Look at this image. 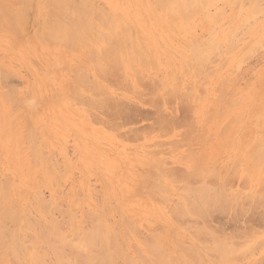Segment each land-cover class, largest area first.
I'll use <instances>...</instances> for the list:
<instances>
[{"label":"rangeland","instance_id":"1","mask_svg":"<svg viewBox=\"0 0 264 264\" xmlns=\"http://www.w3.org/2000/svg\"><path fill=\"white\" fill-rule=\"evenodd\" d=\"M3 1L4 0H2V2ZM6 1L9 2V0H6ZM10 1H12V0H10ZM52 1L53 0H50V3H49L48 0H31V1L29 0V2L27 1L28 2L27 3L24 0V2L27 3V6H26L25 5L26 3L24 4V2H22V0H21V3H20V0H18L19 5L21 6V5L24 4L26 7L25 6H22V7H25V8H21L18 4H16L17 0L15 2L12 1V3H13L12 5H15V7L14 6L13 7L17 10L15 14L13 12V10H15V9L12 6H9V3L6 2L8 4V7H9V8L7 7L8 14H9V10H11L12 13L10 11V14H9L8 17H6V14L3 15L7 19L5 17L4 18L6 20H9L10 19V15L14 14L13 15L14 19L11 16V19H10L11 21H9V22L7 21L8 23L5 22L6 20H4V18H2L3 16L1 15L2 12H4V10H6V9H4V7H6V6H2V5H4V3L0 4V6H1L0 7L1 8L0 11H2V7L4 9L1 12V14H0L1 15L0 18H2L0 20V96L3 99L6 98V101H4V102L7 103V105L5 103H3L2 102V98L0 97V180H1L0 181V187H3V189H5L4 188V186H5L6 189H8L7 194L1 188L2 191H4V193L7 195V197L9 199H11V200H13V202L17 203V208L22 210V214H24V212H25L24 215L26 216V213H28V215H31L30 219L33 216L34 220H35V216L36 215L37 216H44L45 214H47V213L43 214L44 211L46 212V209H44V211L42 209L43 212L41 213V211H40L41 209L40 208H42V207L39 206V203H37V205H35L34 201H36V200L39 201L40 198H42V200H43V198H45V201H48V203H49V200H50V203L52 202L51 203L52 205L51 204H47L49 206L48 208H51V206L53 208H55L56 205H59L58 207H60V208L57 207L59 211L57 209L54 210L52 208V210H53L52 211L53 220L56 217L55 221L57 219L58 222H60L59 223V227H60V224L62 226L60 228V231L63 230V228L64 229L67 228V226L65 227L66 224L69 225V228H68L69 230L66 229V231H63L64 233H67V234L70 233L69 235L73 236V234H71L72 233L71 231L73 229H75L77 231L76 233L74 232L75 234H77V236H75V237H72V236L67 237L68 238L67 241H69V242H71V240L73 238L75 240H77L76 244H77L78 241H80L82 239V237L80 236L82 234L80 233L79 228L81 229V227L82 228L85 227L86 231H87L88 228H89L88 227L89 224L91 226H93L94 224L96 225L97 222H95V221L101 219L102 220V221L100 220L101 221V225H102V222H103V224H105L104 227L102 225L103 229L106 228V229H104L105 230V234H107V235L110 234L109 236L110 237L112 236V238H113V241L115 243L114 247L116 249V256L118 254V256L120 258V260H119V258L118 259L116 258L117 260L120 261V262L118 261L119 264H127V263L131 264L132 261H134L135 264H137V263H140L141 258H143V257H147V258L150 257L151 260L150 259L146 260L144 258L145 261L148 264L149 263L150 264H154V263L159 264V262H158L159 260L157 258H155V256L157 255L156 253H155V255H152L154 253L152 251H150L151 249L149 250L151 252V254L149 252L145 253V251H144L145 248H146L145 250H148L147 248H150L148 246H151V244L147 246V243H150V242L153 243V242H155V240H156V242L158 241L159 245L161 246V248L159 247V249L167 251L170 255H173L174 251H175V254L177 253V250H176V247L178 245L177 243H180L182 246L184 245V246H190V247H192V246L196 247L197 246V247L202 248V247H206L207 246V252L209 251L211 256H209V258H208L206 252H204L205 254L203 253L204 256L201 254V256L203 258L206 257V259L208 260V263L207 262H205V263H207V264H213V262L216 263V264L217 263H220V264L226 263V262L222 263L221 262L222 260L221 261L220 260H216L217 258L212 256V253L213 254L214 253L218 254V252H215V250H213L212 248L211 249L213 251L208 249V246L211 245V243H210L211 240H210V238L209 239H206V238L209 237V236L211 237V235L217 230V229H215L217 227H222V228H218L222 236H224L227 233V236H229V238H230V239L225 240L224 237H223L222 241L224 240V242H227L228 240H230V242H231V241H233V240H231V238L233 239V236L235 237V235L231 236V233H229V231L230 232L232 231V234L234 232L236 234V232L239 231V229H240V231H242L245 228L250 227L252 229L249 230V228H247L248 230L247 231L245 230L249 234L251 232V230L254 231L253 229L258 230V231H256V230L255 231L260 236L255 234L256 236L252 237V235L255 233V231H254L250 238H247V237H244L243 239L241 238L240 235L245 234L246 233L245 231H243V233L240 232V231H239L240 233L239 232L237 233V235L239 234L238 236H240L241 240H239V238H237V235H236V237H235V238H237V239H235L236 242H233V243L234 244L237 243V245H233V246L235 248L238 246V242L237 241H239L240 247H241V244L243 243L242 244L243 248L239 247L240 250H238V252H237L238 255H239V253H241V252L242 253L240 254V256H238L237 253H234L237 256L235 257V255H233L234 259L228 261V262H230L228 264H232V262H233V264H252V263L253 264H255V263L258 264L257 262H258L259 259H256L257 262L254 261V260H255V258H259V256L262 259V260L260 259V261H259L260 263L259 264H264L263 263L264 262V242H262V244L260 242L261 240L264 241V231H263L264 230L263 229L264 228V221H263V219H264V211H263V209H264L263 208L264 207V195L263 194H262L263 196H261L260 194L257 195V193L259 191L261 193V190H264V186H262L264 184H262L263 182H261L262 180H264L263 179L264 178V169L262 170V168H264V165L262 166V164H264V161H262V160H264V159H261V161L259 160L260 162L256 161V162L259 163V165L257 163V165H256L257 168H256V167H254L255 164H256V162H254V161L256 159L255 160L252 159V156H251V158H250V156L247 157L248 155L251 154V152L248 154L247 150L253 149L252 151H255V150L258 149L260 143H262V144L264 143V139H263L264 138V131H262V129L264 130V126H263L264 125V111H262V110H264V103H263L264 102V97H263V101H262V96H264V93H263L264 91H262V88L264 90V86H262V85L264 83H261V81L264 82V75H263L264 74V41H263V38H264V0H254L253 2H251L252 0L251 1L248 0V2H247V0L246 1L245 0L244 1L243 0H239V1H236V0H193L194 3H193L192 0L191 1L189 0L190 2H188L186 0H180L179 2L177 1L178 5H177V3H176V5L178 7L182 3L181 5L184 7L183 8L184 12H182L183 10H181L180 8H178V10H177V6H173L176 0L175 1L174 0H168L169 1L168 4H170L169 6H171L172 10L173 9L175 10L176 14H177V11H178V14H180V15L183 14L182 16L177 14V16H176L177 19L174 18V17H171L172 14L168 13V12L171 11V8H168V6H167L168 4L163 3V2H167L166 0H163V2H161L162 0H160L159 2H158V0H119V1H117V0H93V1L90 0L89 1L88 0L89 2H92V4L90 3V5H91L90 7L91 8L93 7L91 9V12H90L89 5L87 6V9L89 8L87 10V12L89 11L88 13L91 16V17L89 16L91 20L89 18H88V20H90V22L92 21L93 23L92 22L90 23L87 20V18L84 16L83 13H81V14L86 19V21L88 23H90V26L91 27L93 26L92 28H94V27L97 28V31H96L97 33L99 32L98 30L105 31V32H99L98 34L96 33L98 35V38H99V41L96 40L97 41L96 43H94V41L88 36L87 43H89L90 46L93 47V49H100L103 46L101 44L102 40L105 41V44H107L105 39H107V37H111V35H113L112 33H110L112 31H113V33L115 35V39H116V35H117L116 30L118 32L119 29L121 27H123L124 25H126L125 26L126 29L129 28L128 29L129 31L128 30L127 31L124 30L125 29L124 27H123V30H122V28L120 29L119 33L123 37V41L126 40L128 37H130L131 34H132V37H133V38L130 37L131 39L128 38V40L130 39L129 41L126 40L125 43L122 41V42H120L121 44H119L120 45L119 50L120 51L123 50L122 52L124 53V54L121 55L122 52L120 53V51H118L119 52V61L118 62L120 64L118 63L119 65H116V66H118V67L121 66L122 67V68L120 67L121 68L119 70L120 72L117 70L118 68H116V66L114 68H112L107 63L108 65L106 66V68L107 67L108 68L107 69L105 68L106 69V73H104L105 71L104 72L101 71L100 74L97 71H95L96 66L94 67V64H92V63H95L94 60L90 61V59H92L91 57H89L90 55L88 56L90 59L86 56V53L89 54V52H88L89 48H88V50L87 49L86 50L82 49L84 47V44L77 43L76 45H80V46H78L77 48L74 47V49H73V45L74 44L73 45L71 44L72 45V50H70L71 49V48H69L70 46H67L69 48V50H70V51L68 50L67 55H66V52H65L67 48L64 49L63 48L64 45H62L66 41L61 40V38H60V40L56 39V43L58 42L60 48L58 47V44H52L53 42H55L54 37L50 36L52 38L51 39L48 36L50 34L47 35L45 33V31L47 32L49 30V28H51L50 26H53V24L55 25L57 22H59V24L62 25V22H64L65 19H66L62 15L63 14H67L68 15V13L66 11H62V12L59 11V12L62 13V15H60L57 12V9H58L57 5L59 3H61V2H64L65 0H62V1L55 0V1H53L54 3H51ZM56 1H58L59 3H56ZM66 1H67V3L68 2H72V0H66ZM74 1L75 0H73V2ZM78 1H80V2H77V1H76L77 3L74 2V5H73L74 7H77V6L79 7V4L81 6V4L83 3L82 1H84V0H78ZM256 1H257V3H256ZM42 2H43V4H42ZM46 2H48L49 4L46 3ZM94 2L97 5L99 4L101 6V8L104 9L105 12H108L109 16H107L108 13L102 14L104 12V11L101 12L102 10L100 11L101 13L99 12L100 14H97L98 11H96L97 13L96 12H92L95 9H98L97 6L96 7L94 6V4H93ZM171 2H172V4H171ZM202 2H204L205 4L203 5ZM241 2H244V5ZM246 2H247V4L249 2H251L250 6L247 5ZM6 3H5V5H6ZM155 3H156V5H155ZM195 3L197 4V6H196ZM254 3H256L258 5V6L255 5L256 6V8L254 9V12L256 11L255 15H253L254 14L253 12H252L253 14L251 13L252 7L253 8L255 7V6H253ZM10 4H11V2H10ZM47 4L48 5L51 4V5L48 6ZM85 4L87 5L89 3H85ZM184 4L187 5V6H185ZM165 5H166V7H165ZM17 6H19V9H17L18 8ZM156 6H160L161 8L156 9L157 8ZM192 6H193L192 10L188 11V9L186 7L191 8ZM242 6L244 7L243 9H242ZM10 7H12V8H10ZM45 7H46V9H45ZM49 7H50V10H54V12H53L54 13V17H53V14L51 16L50 15L48 16V13L51 14V12H52L50 10H49V12H47L48 11L47 9H49ZM131 7H132V9H131ZM201 7H202V9H201ZM82 9H84L83 10V12H84L86 10L85 6H84V8L82 7ZM20 10H22V12H21L22 16H23V11L24 10L26 11V12H24L25 14H27V13L29 14V16H28L29 19L27 18V21H28L27 22V24H28L27 27L30 28L29 30L25 26V25H27L26 22L20 20V22H25L24 23L25 27L23 26V29L26 28V32H24V34H18V33H16L17 31L16 32H12L13 29H14V25L15 24L16 25L19 24V21H18L19 19L17 20V18H15V15L17 17L21 16L20 15ZM72 10L73 9L68 10V11H70L72 13V15H75L76 13H78V12L80 13L81 12V11L76 10L78 12L74 13V12H72ZM98 10H100V9H98ZM163 10H164V12H163ZM186 10H187V12H186ZM6 12H7V10L5 11V13ZM63 12H66V13H63ZM171 12H173V11H171ZM190 12L192 14H190ZM94 13H96V14H94ZM166 13L169 16L166 15ZM175 13H173V16L176 15ZM25 14H24V16H26ZM85 14H86V16L88 15L86 13V11H85ZM113 14L114 15L116 14L115 16L117 18ZM249 14H252V15H250V17L252 16L250 18L251 21L249 19L247 20V18L249 17L248 16ZM67 15H64V16L67 17ZM93 15H95L97 17L98 21H100L99 18L104 17L103 19H104V21H106V24H104L105 22L102 23V24L104 26L106 25L105 27H108L107 25H109V23L107 24V22L110 20V19L108 20V17H110V15H111L112 16V18H111L112 20H110V22L115 20V22L113 24L112 23L110 24L111 27L109 26L110 29L112 28V31H110L109 28H108V30L105 29L102 24H101L102 27H99L98 25L100 23L98 22V24H97V22L95 21L96 19L94 18L95 16L93 17ZM60 16H62L63 19H62V17L60 18ZM179 16L183 17V20ZM68 17H70V16L68 15ZM185 17H187V18L185 19ZM45 18H46V20L49 19L48 20L49 22L47 23V25L49 27H47V25L45 24L46 23ZM51 18H52V20H51ZM93 18H94V20H93ZM15 19H16V23H12V21L15 22ZM61 19H62V21H61ZM103 19H101V21ZM244 19H246L245 21H247V22H245ZM54 21H55V23H53ZM66 21H68V19H66ZM242 21H244L245 23L242 22ZM2 22L5 25H7V26L8 25H12L11 28H13V29L10 30L12 33H10V31L8 29L10 27L7 28V26H6V28H5V25H3ZM118 22H120V23L122 22L121 26H120V23H118ZM241 22H242V26L239 25V24H241ZM51 23H52V25H49ZM16 25H15V27L18 28V30H20L21 27H22V23H21V25L19 24L18 27ZM45 25H46V27H44ZM112 25L114 27H112ZM238 25H239V28H238ZM252 25H253V27H252ZM231 26L234 27V28H232ZM38 27L40 28L39 32H38ZM118 27H120V28H118ZM2 29H3V31H2ZM44 29H45V31H44ZM177 29H178V31H177ZM42 30L44 31V34L47 35V37L44 36ZM92 30H94V29H92ZM185 30H188V31H185ZM248 30H251V31H248ZM35 31L38 32L39 34H41V31H42L43 35L39 36V34H35L34 33ZM60 31H63V30L61 29ZM137 31H138V33H137ZM179 31H181V32H179ZM183 31H185L184 34H183ZM232 31L235 32V33H233ZM21 32L23 33V30H20L19 33H21ZM14 33H16V34H14ZM100 33H101V36H100ZM105 33L106 34L110 33V34L106 37ZM228 33L230 35L231 40H232V38L234 39L233 41H230L229 38H226V35H228ZM124 34H125V36L127 38L124 37ZM186 34H187V37H186ZM57 35L58 34H56V32H55L54 36L56 37ZM171 35H173L175 37L178 36V37L175 38V37H173ZM23 36H24L25 39L27 38L26 41H25V39H23ZM102 36L105 37V38H102ZM137 36L140 39H138ZM146 36L149 37V38H147ZM10 37H12L11 40H10ZM31 37H32V39H31ZM113 37H111V38H113ZM163 37H165V38H163ZM184 37H185V39H184ZM13 38H14V40H13ZM15 38L18 39V43H21L20 46H18V43L15 41L16 40ZM37 38L41 39L40 41H42L43 39H45L46 41L45 42L44 41L40 42ZM111 38H109V39H111ZM118 38H117V40H118ZM187 38H188V41L186 40ZM212 38H214V39H212ZM225 39H227V42L230 41V43L226 44L225 43L226 42ZM190 40H191V42H189ZM201 40L204 41V42L207 41V40H209L208 42L211 41L209 43L210 44L209 47L212 50H210L209 47H208V49L210 50V52H209V50H207V46L208 45L205 46L206 42L205 43L203 42L204 46L201 45V47H200L198 45L200 47V49L202 47L204 48V50L202 48L203 55H205L204 54L205 49H206V51L208 53H210V54H208L206 52V54L209 55L210 58L208 56H205V57H207V59L205 58V61H206V63H208L207 64L208 66L205 63L204 64L205 67L203 69V67L201 66L203 64H199L198 65V67H200V66L202 67V68L197 69V70H201V73H200V71L196 70V64H194V63L199 61L198 59L200 57L199 55H201V52H200L201 50L199 51L200 54L198 55V53L197 54L195 53L197 50L195 51V49H194L195 52L193 51V54L195 53L196 55H198V59H197V61H194V63H193V60H195V59H191V58L189 59L190 55L191 56L193 55L192 53L189 52L190 49H191V47H189V44H192V43L194 45L196 44L195 46L192 44V46H194V48H195V47H197L196 41L197 42H201ZM216 40H217V42H215ZM11 41H13V42H11ZM91 41H93V42H91ZM103 41H102V43L104 44ZM118 41H121V39L118 40ZM164 41L167 43V45H166V43ZM14 42L17 43V44H14ZM22 42H23V44H22ZM47 42L50 43V44L47 45ZM133 42H135V45H134L135 46V50L137 49L138 51H142V50L145 49V51L148 53L147 55L149 56L150 60L151 61L154 60L153 61L154 63L150 62L149 59L146 62L145 61L140 62V60H146L147 59L146 58L147 55H146L145 51L144 52L143 51L139 52L142 55V59L138 60L139 53H138L137 50L134 51L135 53H131V54H133L132 58H133V61H134V62H132V59L130 60L131 55L129 54V56H128V54H127V56H128L127 57L126 53H128V51H130V52L132 51L133 52L134 46L131 45V44H133ZM219 42L222 44L221 45L222 47H220V48L218 47V45L220 46ZM232 42H234V43L236 42L235 44H237V43L238 44L237 45H234V44L232 45ZM128 43H129V48L126 49L125 46H127ZM139 43L140 44L142 43V46H143L142 49H141V46L139 45ZM2 44H4V45H2ZM34 44L38 45V46H35ZM89 44H86V46L88 47ZM98 44H100V45L98 46ZM211 44L215 45V46H212L214 48L211 47ZM243 44L245 45L244 48L242 47ZM22 45H24V46H22ZM65 45H67V42L65 43ZM68 45H70V44L68 43ZM168 45H169L170 49H168V47H167ZM216 45H217V48H219L218 50L216 49ZM227 45L231 46V47L234 46V47H232V49L230 47V51H228L227 48H229V47H227ZM18 47L20 49H18ZM171 47H172L173 51L171 50ZM199 47H198V50H199ZM239 47H242L243 49L238 50ZM33 48H35V49H33ZM131 48H133V50H131ZM192 50H193V47H192ZM84 51H87V52L84 53ZM149 51L151 52L150 53L151 55H149ZM171 52H172V54H171ZM143 53H145L144 56H143ZM68 54H69V56H68ZM12 55H14L16 58H14V56H12ZM124 55H125V57H124ZM145 55H146V57H145ZM174 55H177V56H174ZM28 56H30V57H28ZM80 56H82V57H80ZM84 56H85V58H84ZM134 57H136L137 61H136V59H134ZM144 57H145V59H143ZM201 57H204V56H201ZM225 57H228V58L224 61ZM17 58H19V60ZM127 58L129 59L128 61H127ZM140 58H141V56H140ZM193 58H194V56H193ZM208 58L210 59V62H207L209 60ZM20 59L22 61L24 60L23 61L24 63L21 62ZM123 60H125L126 62L123 61ZM66 61H68V62H66ZM78 61H80L82 63H80ZM138 61L140 63H143L141 66L142 67L145 66V68H147L148 72H145L146 69L144 67L141 68V66L137 65V64H140ZM168 61H169V63H168ZM86 62H87V65L85 64ZM135 62H138V63H135ZM144 62L146 64L148 62L149 65H145ZM201 62H203V61L201 60ZM150 63L154 64L153 66H155L156 68L150 70V67H152L151 66L152 64H150ZM189 63L192 66H194V67L191 68L190 67L191 65L188 66ZM54 64H56V65H54ZM64 64H67V68L66 69L60 68ZM50 65H51V67H50ZM80 65H82L84 68H82V66H80ZM104 65H106V64H104ZM48 66H49V68H47ZM52 66H53V68H52ZM69 66H70V68H68ZM218 66L220 67L219 70H218ZM71 67L74 68V69L72 70ZM76 67L80 68V70L77 69V72H73V71H75ZM183 67L184 68L186 67L185 70L187 72L183 70L184 69ZM188 67H190L191 69L188 68ZM229 67H230V70L232 71V72L230 71L231 73L229 72ZM63 68H65V66H63ZM133 68L135 69V73H133L134 71H132ZM205 68L207 69V71H206ZM231 68H233L234 70L231 69ZM47 69H48L49 73H47ZM70 69L72 71H69ZM51 70H52V73H51ZM81 70L82 71L83 70H85V71L88 70L87 73L88 72L90 73V74L88 73L89 75L87 74L88 75L87 76L85 71L83 72V74L85 73V75L82 74L84 80H86V78L90 80V78H91V80L93 79L92 80L93 82L94 81H98L100 84H102V86L101 85L100 86L102 88H104V86H105L106 89L100 88L99 84L97 82H94L97 85V87L94 84L93 89L94 88H95V90H97L96 88H98V89L100 88L101 89V91L97 90V91H99V94H95L94 92H91L92 90L87 91V89H86L87 87L86 86H88L91 83L90 82L91 80L87 81V82H90L87 85L86 81H84V82L82 81L83 78L81 79L82 82L78 78L79 79L78 83H83V86L86 85L85 86L86 87L85 90H84V88L82 87L81 84H80L81 85V87H80V85H78V83H77V81H78L76 79L77 77L76 76L72 77V75H74V74L76 75V73H78ZM112 70H113V72L115 71L114 72L115 75H113ZM188 70H189V72H188ZM195 70H196V73H195V76H193V74H194L193 71H195ZM53 71H55L56 73L53 72ZM65 71H66V73H65ZM141 71L144 72L143 75H142L143 72L140 73ZM4 72H6V73H4ZM94 72L98 73L99 76L94 74ZM136 72H138V73H136ZM182 72H185L187 74L185 75ZM191 72H193V74ZM205 72H207V73H205ZM45 73H47V74L45 75ZM102 73H103V75H102ZM190 73L192 75H190ZM198 73H200V74H198ZM4 74L6 76H4ZM134 74H137L139 76H137V75H136L137 77L133 76ZM203 74H205V76H203ZM206 74L210 75L209 77H207V79L205 78L207 76ZM56 75H58V76L56 77ZM100 75H101L100 79H102V80L97 78V76L100 77ZM40 76H42V77H40ZM225 76H226L227 80L229 78V81H227V80L225 81L226 83L224 82V80H222V79H225ZM102 77H104V78H102ZM108 77H110L111 79L108 78ZM114 77H116L115 79H118V80L115 81ZM141 77H143V78H141ZM231 77L233 79H231ZM71 78H72V80H71ZM203 78H204L205 81L202 80ZM35 79H36V81H35ZM73 79L77 80V81H75L76 83L72 82ZM112 79H114V80H112ZM119 79H121V80H119ZM145 79L146 80L149 79V80H147L148 82L145 81ZM258 79H259V81H258ZM110 80L113 81V82H109ZM135 80H137V81H135ZM218 80H219V83H218ZM45 81H47V82H45ZM220 81H223L226 85H224L223 82H220ZM68 82L71 83L70 84V85H72L71 87H70ZM73 83H75V85ZM124 83H126V84H124ZM139 83H141V84H139ZM227 83H229V85ZM118 84H121V85H118ZM128 84L131 85V86H128ZM160 84H161V86H160ZM76 85L79 88L76 87ZM230 85H231V87H230ZM123 86L126 89H124ZM67 87H68V89H67ZM212 87H214V88H212ZM257 87L258 88L261 87L260 90ZM71 88H72V90H71ZM74 88L76 90H74ZM89 88H92V87L89 86ZM143 88H144V90H142ZM172 88H174V93L171 92V94H170L169 93L170 90L168 91L167 89H171V91H173ZM220 88L224 89L225 92H224V90H222ZM8 89L10 90V92L8 91ZM128 89H129L130 92L127 91ZM135 89H136L137 92L133 91ZM175 89L177 91H175ZM95 90H93V91H95ZM165 90H166V92H165ZM71 91L77 92L79 94L78 97H80V98H82L81 96H83L82 100H85V98H87V102H89V103L86 104V102L84 103V101H82L83 104H84L83 105L82 102L80 101L81 99L80 98H79V100L77 99L78 98L77 94L71 93ZM218 91L219 92H223L224 96L222 95V96L217 97L218 94L221 95V93H219ZM250 91H251V93H250ZM69 92L71 94H69ZM106 92H108V93H106ZM252 92L253 93L255 92L254 93L255 95ZM10 93H11V95L13 94L12 96L14 98L12 96H10ZM160 93L163 94V95L161 96ZM3 94H4V96H2ZM52 94H53V96H52ZM59 94H61L60 97H62V98L64 96V98H63L64 102L59 97L60 99L58 98V100L60 102L61 101L62 102L59 103V105H58V104H56V102L58 103L59 101L57 99L55 100V98ZM81 94H83V95H81ZM238 94L240 95V97H239ZM84 95H86V96H84ZM104 95H105V97H104ZM188 95H189V97L191 99L188 97ZM228 95H229V97H228ZM258 96H260V97L258 98ZM20 97H21V99H20ZM48 97L50 98V100H49ZM171 97H172V99H171ZM173 97H174V99H173ZM181 97H182V100H184V101L181 100ZM199 97H201V98H199ZM249 97H251V98H249ZM89 98H92V99L94 98L95 101H92V99L89 100ZM219 98L222 100V102H218L216 100V99H219ZM226 98L227 99L231 98V100H228V101H232V98H234L235 100L237 99L238 101H240V103H238V105H236V106H235V104H234V106L232 105V103H234V102H231V103L228 102V104H227L226 103L227 102ZM241 98H243V99H241ZM96 99H98L97 101H101V102H99L100 103L99 107H98V103H97V105L95 104ZM164 99L166 100V102H165ZM220 99H219V101H221ZM54 100L56 102H54V107H53L54 110H53L51 108L53 106V101ZM211 100H212V102H211ZM256 100H258V101H256ZM13 101H15V103ZM90 101L94 105H96V107L94 106V107L91 108V106H89V105L93 106V104H90ZM185 101H187V103H185ZM44 102H48V103H44ZM50 102H52V104H50ZM102 102H104V103H102ZM8 103H10V104H8ZM12 103L13 104H17L16 105L17 108L14 107V105ZM43 103H44V105H43ZM63 103H65V104H63ZM105 103H107V104H105ZM218 103H219V105H218ZM224 103H226L227 105L226 104L224 106L220 105V104L223 105ZM229 103H230V105H232V107L229 105ZM248 103H249V105H248ZM39 104H40L41 107H38ZM45 104H48V105H45ZM49 104H50L51 108H50ZM67 104H69V105H67ZM111 104H112V106H111ZM18 105L20 106V108H19ZM42 105H43V107H46L45 110L42 107ZM64 105H66V106H64ZM21 106L24 107V111H22L23 108H21ZM30 106H32V107H30ZM109 106H110V108H109ZM255 106H257L259 108H256ZM209 107H211V108H213L215 110H213L211 108L209 109ZM220 107H222V108H220ZM230 107L231 108L234 107V108L230 111ZM245 107H248V109L247 108L244 109ZM252 107L254 109H252ZM95 108H97V109H95ZM7 109H8V111H7ZM222 109H225V110H222ZM255 109L256 110L258 109V110L256 111ZM75 110H78V111H75ZM208 110H210V111H208ZM246 110H247V112H246ZM254 110H255V113H254V115H253L254 117H253L252 114H253ZM259 110L261 111V113H260ZM54 111H56L57 113L56 112L54 113ZM212 111H213L212 114H214V116L211 114V117L209 116L208 120H205V118L208 116V113L209 112L211 113ZM217 111H218V113H217ZM221 111H222V114H221ZM20 112H21V114H18ZM34 112H35V115H34ZM44 112H45V114H44ZM204 112L205 113L207 112V114H205ZM257 112H259L260 114L257 113ZM24 113L26 114L25 116H27V118H25V119L26 120L28 119V121H29L27 123V121L25 120L27 125L28 124L32 125V126L28 125L29 128L26 127V128H28L30 130V132H27L28 129L27 130H25L26 128L24 129V127L26 126L25 125L26 123L23 124L24 123V117H25ZM31 113H33V114L31 115ZM8 114H10V115H8ZM50 114H52V115H50ZM79 114H81V115H79ZM90 114H91V116H90ZM93 114H95V115H93ZM236 114H237V116H236ZM256 114H257V116H256ZM15 115H17V116H15ZM20 115H21V117H20ZM49 115H50L51 118L49 117ZM217 115H218L219 119H217ZM8 116H9V118H8ZM29 116H30L31 119L29 118ZM32 116H33V118H32ZM234 116H236L237 119H238V120L236 119L237 121L235 120L236 122L233 119V118H235ZM247 116H248V119L249 118L250 119L253 118V119L252 120H248ZM14 117H18V118L14 119ZM57 117H59L62 120H60ZM91 117H94V118H91ZM229 117L231 119H233L231 121V124H229L230 123L229 120H231V119H229ZM244 117L246 118V120H244L245 119ZM20 118H22L23 121H21ZM110 118H112V119H110ZM11 119H14L13 120L14 123L11 121ZM16 119H17V121H16ZM66 119H68V120H66ZM216 119H217V121H216ZM256 119L257 120L259 119L258 120L259 122H257ZM19 120L21 122H19ZM227 120H228V123L226 122ZM10 121L12 122V124H10ZM15 121L17 123H15ZM55 121H57L56 122L57 125L55 124ZM206 121H209V122H206ZM20 123H22L23 126ZM62 123H63V125H62ZM173 123H175V124H173ZM187 123H190V124H187ZM204 123L206 125H204ZM225 123L228 124V125L226 126ZM232 123H233V125H232ZM243 123H244V125H243ZM208 124H209V126H208ZM7 125H8V127H7ZM108 125H109V127H108ZM44 126H46V127L48 126V127L46 128ZM224 126H226L225 130L227 129V127H230V129L234 128V131H232L233 134L230 133L231 132L230 129H227L228 132L227 131L225 132V137H224V133H223V135H221L222 131L224 130L221 127H224ZM42 127H43V129H42ZM56 127H58V128H56ZM71 128H73L74 130L73 129L71 130ZM197 128H198V130L200 129L199 132H198ZM202 128L203 129L205 128V130H201ZM220 128L222 130H219ZM56 129H60L61 131L60 130H56ZM187 129H189V130H187ZM235 129H237V130L235 131ZM242 129H243V131H242ZM248 129H249V132H248ZM24 130H25V132H27L26 134L29 135L30 141H28L29 140L28 138L25 139L24 136L22 135V134L26 135ZM42 130H45V131L43 132ZM12 131H13V133H12ZM202 131H206V132H202ZM62 132H64V133H62ZM217 132H219V133L221 132V133L218 134ZM244 132H246V133L248 132L247 135ZM29 133L31 134V136H30ZM250 133H252V134L250 135ZM34 134H35L36 138H35ZM57 134L59 135L58 138H57ZM215 134H217V135H215ZM229 134H231L230 135L231 136L230 140L228 138H226V136L228 137ZM49 135H50L51 138H53L54 140L56 139V140L54 141L52 139L53 141L51 142V139H50ZM33 136H34L35 139H37V137H38L39 138L38 141L37 140L36 141L33 140V142H32L31 138ZM209 136L212 137V138H210V139H212L210 141H209ZM234 136H235V138H233ZM245 136H249V137L245 138ZM11 137H13V141H11V139H12ZM219 137L221 138L220 139L221 141H222V139L225 140V138L229 140L228 142L226 140L227 143L225 142V144H226L225 147L226 148L223 147L221 150H219V149L221 148V145L223 146L224 141H222L223 144L220 145V143H219L220 141L218 139ZM34 138H32V139H34ZM190 138L195 139V142H197V139L199 141H201V140H205V139L207 140V138H208V142L204 141L203 143H205V144H202L201 143L202 141H201L200 144H199V141H198L197 142L198 145H197L195 142L191 143L189 141ZM24 139L28 143H26ZM46 139H48L50 144L48 143V141ZM234 139H235V141H234ZM241 139H242V141H243V139L245 140V141H243L245 144L242 143ZM257 139H259V143L257 142L258 143L257 144L258 147L256 149L252 148L254 145H255V147L257 146L255 144ZM177 140L178 141L181 140V141L178 142ZM238 141H240V144H238L239 143ZM247 141H248V143H247ZM19 142L21 144H19ZM34 142H35V148H31L30 146H32L34 144ZM172 142H175L176 144L172 143ZM158 143L160 144V146H159ZM6 144H8V145H6ZM25 144L27 145V147H26ZM262 144H261V146L263 147L264 144L263 145ZM23 145H24L25 148L23 147ZM28 145H30V146H28ZM205 146H207V147H205ZM242 146H243V148H242ZM261 146H260V148H262ZM11 147H13V148H11ZM32 147H34V146H32ZM171 147H172V149H171ZM191 147L193 148L194 152H197V153H195L194 156L195 157H197V155H198V157L200 156L198 159H200V158L201 159H206V158L209 159L210 158L212 160L214 158L213 156H217V158L213 159V161H211V162L209 161V162L206 163L205 160L204 161L202 160L203 162H205L204 163V167H207L206 170H205L204 167L200 166V167L204 168V170H202L198 166L199 169L202 170L201 173L203 175L205 174L206 176H209L210 173L212 174L214 168H215V170H217L216 174H215L216 176H214L212 178V175H214V174H212V175L210 174V176L207 177V182L209 184L208 185L209 186V190L208 191H211V190L213 191L216 188V191H214V192L218 193V191H219L218 188H221V187L223 188L224 186H226L227 189H223V190L221 189V190L222 191H224V190L227 191L228 194L232 192L231 195L227 194L229 197H232V199L229 200L230 201L229 203H230L231 207H230V205H228V201H227V206L225 205L229 210H227V208H225L224 206H221L219 208L217 207V210H216V208L215 209L212 208L213 211L210 210L208 212L209 215L208 214H207L208 216L206 215L208 217L207 218L208 220H205L206 217L204 219V216H203L204 221L208 222L207 224L204 222L205 223V224L203 223L204 225L203 224L201 225L202 217H201V219H199V221H197V219L199 218V215H197V216L194 215V214L189 215L191 213H187V214H184V215L180 216V218H178L177 214L175 213L176 207L180 203H182L180 205L183 206V208H187L186 204L188 202H186L185 198L186 197L188 198L190 195L187 196L186 194H188L187 192L190 193V191H189L190 187L191 188H192V186H196L197 187L196 184H198L197 182L196 183L194 182V180H195L194 178H196V179L198 178L197 174L195 175L196 177H194V174H191L193 176V177L191 176L192 177L191 179L193 180L194 184H192V182L187 181L190 178L188 179L187 177H185V174H184V173H186V176H187V172H184V171L192 169V167H191L192 165L190 166V164L193 163L192 160H194V158H195L193 155H188L189 157L187 156V154L189 152H191L193 154V152L191 151V149H192ZM203 147H205V150L207 152L204 150ZM231 147H232V150H231ZM237 147H239V148H237ZM36 148H37V151L35 150ZM187 148H188V150H187ZM196 148H199V150H196ZM214 148L216 150H214ZM227 148H229V149H227ZM29 149H32L31 151L33 153H31V154L34 155V153H35V154H38V155L37 156L36 155L27 156L28 154H30V152H29L30 150ZM202 149H203V151L200 152V150H202ZM118 150H120L119 152H121V153H119ZM169 150L171 152H169ZM185 150L189 151V152L188 153L186 152L187 153L186 154ZM228 150H229V152H228ZM8 151H9V153H7ZM11 151H13L12 152L13 155H12ZM40 151L43 152V153H41ZM85 151L87 153H85ZM191 153H189V154H191ZM5 154H6V156H5ZM87 154H88V156H86ZM214 154H216V155H214ZM42 155H44V156H42ZM10 157H11L12 160L10 159ZM26 157H30V158L38 157V161H37L38 164H37V162L34 159V163L36 162V164L33 163V165H32V162L29 161L30 158H26ZM46 157H47V159H46ZM113 157H115L116 160L115 159L111 160ZM182 157H183L184 160L182 159ZM191 157H192V159H191ZM236 157H237V160H236ZM243 157H244V159H242ZM39 158H41L40 159L41 161H39ZM42 158H43V160H42ZM175 158H177V159H175ZM6 159H7V161H6ZM158 159L162 161L164 167H163L161 162H157ZM198 159H196V160L198 161ZM14 160H16V163H18V164H16L17 165L16 167H14L15 166V161ZM155 160H157V161H155ZM233 160L235 162H233ZM10 161H11V163H10ZM190 161H191V163H190ZM216 161H219V162H216ZM251 161H252V163H251ZM5 162H8L9 164L5 163ZM188 162H189V164H188ZM194 162L196 163V161H194ZM228 162H230V163L228 164ZM253 162L255 163L254 166H253ZM232 163H233V165H232ZM155 164H157V165L155 166ZM227 164L230 166V170L234 166V168L237 169L238 172L235 174V172L237 170H235L233 168L235 171H233V174L232 173L230 174L229 173L230 171H228L229 170V166H227ZM234 164L235 165L237 164L238 168H236ZM12 165H14V166H12ZM23 165H25V166H23ZM201 165H203V163H201ZM29 166H30V170L28 171ZM44 166H46V167H44ZM226 166H227L228 170L225 169ZM231 166H232V168H231ZM22 167H24V168H22ZM158 167H161L160 170L162 168H165L166 170L162 169V171H161L162 174H163V171L165 170L164 172L167 171L166 173L167 174L169 173L172 178H170V176H169V179H167L168 177H164L161 174V172L159 170H157ZM198 167H196L195 169H197ZM219 167H220V169H219ZM39 168L40 169L42 168V169L40 170ZM255 168H256V170H255ZM44 169H45V171H44ZM48 169H50L49 174L47 173ZM171 169H172V171H171ZM210 169H211V172L208 173ZM218 169H219V171H218ZM245 169H246V171L248 173L245 171ZM36 170H38V172ZM120 170H121L122 173L126 171V175L127 176L124 173H123V175L122 174L120 175V172H119ZM223 170H224V172L227 171V173L230 174V175L226 176L227 173L225 172L224 173L225 177H224L223 174H222ZM251 170H253L252 171L253 173L250 172ZM26 171H28V172L32 171V172L31 173H27ZM50 172H52V174ZM217 172H218L219 176L217 175ZM258 172H260V173H258ZM166 173H164V175H166ZM213 173H215V172H213ZM39 174H40L41 179L43 177V179L40 182V183H43V186H42V184H39V182H38L39 179H40L39 178ZM43 174H45L44 175L45 177L43 176ZM181 174L183 176L178 177ZM234 174L237 175V176H235ZM262 174H263V177H262ZM205 175H204L203 179L200 178V180L202 179L203 182L206 179ZM244 175L246 176V179L248 181L245 178H243ZM188 176H190V175L188 174ZM221 176H223L224 179ZM250 176H252V177H250ZM173 177H175V178H173ZM226 177H229L230 179L226 178ZM33 178H37L38 181H36V179H33ZM138 178H139V181H138ZM186 178H187V180H186ZM144 179L146 181H143ZM175 179H177V180L175 181ZM183 179H185V180L182 181ZM5 180H8L10 182V184H8L9 182H7V184H6V182H4L6 185L3 184V183H2L3 185H1V182L5 181ZM32 180H35V183H33L34 181L32 182ZM170 180L172 182L174 180V182L172 183ZM197 180H199V178ZM202 180H201V182H202ZM219 180H220V182H218ZM245 180L248 183H246ZM255 180H256V182H255ZM258 180L260 181V183L262 185L259 182H257ZM223 181H224V183H223ZM137 182H138V184L139 183L140 184L138 185ZM183 182L184 183L185 182H189V183H185L184 184ZM198 182H200V181H198ZM205 182H206V180H205ZM121 183H122L123 187H122ZM143 183H145V184H143ZM152 183H153V185L154 184H158L157 187L162 184L161 186H163V187L165 186L164 190H163V188L161 190L160 187H158V191L159 190L160 191L158 192V194H156L157 192H155V191H157L156 190L157 187H156V185H154L156 188L154 186H152ZM34 184H37L38 187H37V185L35 186ZM178 184L181 185L182 188H184V186H187L189 184L188 185L189 189H184V191H183L180 188L181 186L178 187V188H180V189H178L176 187V185L179 186ZM190 184L192 186H190ZM219 184H220L221 187L218 186ZM243 184H244V186H243ZM258 185H261L262 188L260 186H258ZM34 186L37 189L39 188L38 190H40L39 193L42 195V197L35 196L36 193L35 194L33 193V194L29 195L30 194V190H31V193L34 192L35 190H37ZM138 186H139V188L142 187V189H143L144 186L145 187H144V189L142 191L141 189L138 188ZM205 186L207 188V183L205 184ZM244 187H246V188H244ZM256 187L260 188L261 190L257 191L258 189ZM137 188H138V190H137ZM165 188L169 189L172 193L169 192L168 190H165ZM154 189H155V191H154ZM14 190H16V192H14ZM38 190H37V193H38ZM140 190H141V192H140ZM185 190H187L186 194H185ZM230 190H231V192H230ZM240 190L242 191L241 193H240ZM138 191H139V194H140L139 196L140 197L138 195L134 196L136 193H138ZM149 191H150V194H152L151 196H155V197L160 198L159 194H161V196L163 195L162 197L166 198V199L161 198V200H162L161 203H163V201H164L165 206H167V204L169 203L168 204L169 208H171V206L173 207L171 209L172 210L174 209L173 211L176 214L175 220L178 218L179 221H180L181 217L182 218L184 217L183 218L184 220L183 221L181 220V222H183L184 225H181V226L178 225V224H181V222L179 223L177 220L176 221L173 220L174 217H173L172 213L168 210V207H164L163 206L164 204L162 205L159 202L158 199H157V203L156 204L159 205V206H156V205H154L155 204L154 203L155 202V200H154L155 197L152 198L153 200H151V198H149L150 194L147 197V195L142 193V192L149 193ZM161 191H163L164 193H161ZM238 191H239V193H237ZM20 192H22V193H20ZM133 192L134 193L136 192V193L134 194ZM247 192L250 193L249 197L246 196ZM39 193H38V195H39ZM225 193L226 192H224V194ZM141 194H143V196ZM236 194L239 195L238 199H237L238 201H235L236 200L235 198L237 197ZM243 194H244V196H242ZM251 194H253L252 195L253 197L251 196ZM164 195H165V197H164ZM181 195H185L184 196L185 198L183 196H182L183 197L182 198ZM235 195H236V197H235ZM259 195H260V197H259ZM32 196L33 197L35 196L36 199H35V197L33 198ZM58 196H59V198H58ZM128 196H130V197H128ZM166 196H168V197H166ZM228 196L225 198L226 200L229 199ZM254 196H257V197H254ZM125 197L126 198L128 197V199H130V198L133 199L134 198L136 200L133 199V201H132V199H130V201H128L127 199H125ZM142 197H144V198H142ZM244 197H247L248 200H245L246 198H244ZM54 198L56 199V201L54 200ZM243 198H244V200H243ZM240 199H242L243 201L240 200ZM124 200H126V201H124ZM178 200H179V202H178ZM232 200L234 202H236L238 204V206H237L236 203H235L236 204L235 205ZM258 200L260 201L259 203L256 202ZM146 201L148 203H144ZM170 201H172V202H170ZM173 202L176 204V206H175V204ZM43 203L45 205L44 208H46L47 207L46 206V202H43ZM121 203H123V205ZM149 203H150V205H148ZM54 204H56V205L54 206ZM79 204L83 205V206H79ZM95 204H97V205H95ZM118 204L121 207H118ZM145 204H146L147 207L145 206ZM170 204H171V206H170ZM28 205H29V207H31L30 205H32V207L35 206L36 210L31 207L30 210L32 209L33 211L31 210L30 213L27 212V211H29V209L27 207ZM77 205H78V207H77ZM153 205H154L155 208H153ZM180 205H178V206L180 207ZM95 206L97 208H99V209L95 208ZM244 206L247 207L246 209H244V211L246 210L245 212L243 211V207ZM110 207H112L111 211L109 209ZM150 207H152L154 209V211H152L153 209L152 208L150 209ZM48 208H47V212L49 214V210L50 209H48ZM61 208H64V210H61L62 212L60 211ZM146 208H148V209H146ZM220 208L222 209L221 214H219L220 213V211H219ZM65 209H66V211H65ZM223 209L227 210L226 211L227 213H225ZM231 209H232V211H231ZM84 210H85V212L87 214L89 212H91L93 214L91 216H93V217H91L90 214H88V215L91 218H93L95 221L93 219L91 221L90 220L91 218H89L88 215H87V217H85L84 215H86V214H84V215L82 214V212ZM98 210H100V211H98ZM147 210L148 211L151 210V211L148 212ZM237 210H238V212H236ZM259 210L261 211L260 213H259ZM34 211L36 212V215H35ZM87 211H89V212H87ZM102 211H103V213L101 215ZM118 211H120V212H118ZM167 211H169L170 213L167 212ZM248 211H249V213H248ZM250 211L255 213V214L251 213ZM64 212H65V214H64ZM106 212H108V213L106 214ZM152 212H153V214H156V215L153 216ZM157 212L161 213V215L157 214ZM232 212H233V214H232ZM239 212H240V215L238 214ZM94 213H95V215H94ZM164 213H166V214H164ZM168 213L170 215H172V218H173L172 220L170 219L171 216H169ZM241 213H243V214H241ZM48 214L46 215V217L41 218L42 222L40 223V225H44V224H42L43 222L44 223H46V222L49 223L50 222L49 220L52 219V218L50 216H48ZM72 214H73V216H72ZM257 214H260V215L258 216ZM49 215H51V213ZM54 215H56V216H54ZM67 215L70 216L71 218L69 219V217H67V218L62 219V217H66ZM123 215H124V217L126 215V218H123ZM157 215H159V216H157ZM187 215L191 216L190 218L195 217L197 219H194V218L190 219ZM231 215L232 216L234 215V218L236 220ZM95 216H99V218L97 219V217H95ZM121 216H122V218H121ZM28 217L29 216H27V218ZM48 217H49V220H48ZM127 217H131V220H132L133 223L131 222L130 218H127ZM85 218L89 219V220L86 219L87 223L84 220ZM242 218H243V221H242ZM65 219H66V221H69V223H67L65 221ZM81 219L84 220V224H83V220L81 221ZM124 219L125 220L127 219L126 222H128V220H130L129 221V224H130L129 230L132 229L135 232L136 227H138V229H137L138 231L136 230L135 233H131V231H129L128 228H127L129 224L127 225V223L125 221L123 222ZM134 219L138 220V221H136L137 224H135ZM31 220H30V222H32ZM45 220H46V222H45ZM105 220H107V221H105ZM140 220H142V221H140ZM228 220H229V222H228ZM231 220H233V221H231ZM36 221H38L37 218H36ZM64 221H65V223H64ZM70 221L71 222L73 221L72 224H71L72 226H70V223H71ZM80 221H81V224H80ZM100 221H99V223H100ZM192 221H194L193 224L191 223ZM262 221H263V223H262ZM38 222H40V221H38ZM38 222L37 223L35 222L34 224H39ZM107 222H109V223H107ZM175 222H178V223H175ZM187 222L189 223V225H185V223H187ZM195 222L197 224H199L203 228V233H205L206 231L209 232V233L207 232L209 236L208 235L206 236V235L202 234V236L204 235L203 237H206V238H202L201 239L202 242H203L204 239L206 241L209 240L210 241L209 243L204 240L208 244H206L204 242L200 243L201 241H199V239L202 236H200V238L198 240L196 239V238L199 237V235H201L200 233H202V229L197 227V229L199 228L201 230V231H198L199 229L196 230L197 232H199V235L197 237L195 235L196 234V231H195L196 227L195 226L197 225ZM245 222H246V224H244ZM119 223H120V225H118ZM124 223H126V225ZM138 223H140V224H138ZM194 223L196 224L195 226H194ZM238 223H240L241 226ZM11 224H12L11 222L7 223V225L9 227L15 228V225L12 224L14 226V227H12ZM131 224H133V225H131ZM175 225H177V226H175ZM205 225H209V226L211 225L212 227L211 226L210 227L215 229V230H213V232H210L212 230L209 231V230L206 229V228L209 229L210 227H205ZM238 225H239V227H238ZM246 225H247V227H246ZM109 226H110V228H109ZM133 226H135V227L133 228ZM182 226L185 227L184 230L188 229V228H186V226L189 227V228L191 227L190 229L193 230V232L191 230L183 231L182 230L183 228H181ZM57 227H58V225H57ZM122 227H125V231L126 232L124 231V228H122ZM174 228H175V230H174ZM235 228H236V231L234 230ZM241 228H242V230H241ZM109 229H110V232H109ZM168 229H169V231H168ZM83 230H85V229H83ZM127 231H129V232L127 233ZM194 231H195V233H194ZM248 231H250V232H248ZM82 232H84V231H82ZM116 232H117V234H119V237L116 234ZM187 232H189V233H187ZM217 232L218 231H216L214 234L218 235L219 232L218 233ZM222 232H224L225 234H223ZM61 233H62V231H61ZM190 233H192V234L194 233L193 235H195L196 237L194 236L195 237L194 238ZM210 233H212V234H210ZM220 233H219V235H220ZM127 234L129 235V237L131 239L127 237L128 236ZM134 234H136V235L134 236ZM145 234H147V235H145ZM153 234H154V237L157 236L158 239L156 237V238H154L155 240L153 238H152L153 241L150 240L151 237L153 236ZM69 235H66V236H69ZM165 236H168L167 237L168 239H166ZM245 236H247V234ZM76 237H79V238H76ZM141 237L145 241L149 239L148 241H150V242L146 241V244H145L144 240ZM29 238H31L30 235L28 236L27 239H29ZM70 238H72V239L70 240ZM138 238L143 240L142 242H144L146 247L144 246V244H142V245L140 244L141 242H140V240ZM213 238H215V237L211 238L212 241L219 239V237L217 239H213ZM27 239L25 238L24 240L26 241ZM119 239L121 241V244H120ZM246 239L248 240V242L246 241ZM249 239L253 240V241H250ZM255 239H257V240L254 241ZM124 240L126 241V243H125ZM161 240H162L163 243H161ZM72 241L75 243L74 240H72ZM105 241H107V239ZM27 242H29V241L27 240ZM27 242L24 243V241H23L24 246L27 245ZM174 242L177 245H175ZM230 242L228 241V243H230ZM255 242H256V244H255ZM257 242H258V244H257ZM158 243L157 244L155 243V245L159 246ZM29 244H30V242L28 243V247H24L23 248V249L26 248V250H24L25 252H23V253H25V255L20 250H17V252H18L17 256L21 255V257H23V258L20 259V261L23 262V264H27V261H28V264L32 263V258L29 257L30 256V254H29L30 251H29V253L27 251V249L29 248ZM125 244L128 245V246L125 247ZM131 244H134L136 246V249H138L140 252L139 251H137V253L133 252L135 247L134 248L132 247L134 245L130 246ZM162 244H164L165 249H163L164 247L162 246ZM249 244H251L252 246L249 245ZM152 245H154V244H152ZM253 245H254V248H253ZM257 245H258V248H257ZM260 245H262V246L260 247ZM64 246H66V245H64ZM67 246H69L68 248H70V245H67ZM104 246H105V248L107 247V250H110L108 248L109 247L108 245H104ZM247 246H249L248 250L249 249L250 250L249 251L246 250L247 252H245L244 249H246ZM65 248H64V251H66L68 249V248L67 249H65ZM252 249H255V251L254 250L252 251ZM70 250L72 252L74 251V250H72V248L67 250V252H65L67 256H68ZM125 250H126V252H125ZM236 250H237V248H236ZM26 251H27V253H26ZM72 252H70V253L72 254ZM123 252L125 254L128 253L129 258L130 257L132 258L131 262H129L130 260H127L126 258L123 259L125 257L124 256L125 254H123ZM9 254H11V253H9ZM9 254L4 255V256L8 257L6 260L4 258L0 259V261H1L0 263L1 264H8L12 260H13L12 261V263H13L14 262V258L15 259L16 258L19 259V257H20L19 256V257L12 258V257H9L12 254L11 255H9ZM27 254H29V255H27ZM50 254L48 252L47 256H52ZM71 254H69V255L71 256ZM175 254L173 256L179 255L178 253H177V255H175ZM244 254L248 255V256H246V258H245ZM14 255H16L15 252H14ZM128 255H127V258H128ZM214 255L216 257H218L219 254L218 255L214 254ZM27 257H28V259H27ZM212 258H214L215 261ZM9 259H11V260H9ZM71 259L73 260L74 258L69 257V259H67V261L70 260L69 262H71ZM135 259L138 260V261H135ZM209 259H211L212 262ZM251 259H252V261H251ZM46 260L45 261L48 262V263L54 262L53 261L54 260L53 256H52V259H51V257L49 259L47 257ZM48 260L49 261L51 260V261L49 262ZM152 260L154 262L151 263ZM178 260L180 261V262L178 261L179 264H186L184 262H187V264H192L191 260H189L188 257H186L185 255H181L180 258L178 257ZM183 260H184V262H183ZM233 260H235V261L237 260V261L234 263ZM6 261H8V262H6ZM18 261L19 260H17V261L15 260L14 263L15 264H22V263H20ZM69 262H67V263H69ZM12 263H9V264H12ZM97 263L98 262H96V264ZM80 264H83V263H80ZM85 264H87V263H85ZM93 264H95V263H93Z\"/></svg>","mask_w":264,"mask_h":264},{"label":"bare ground","instance_id":"2","mask_svg":"<svg viewBox=\"0 0 264 264\" xmlns=\"http://www.w3.org/2000/svg\"><path fill=\"white\" fill-rule=\"evenodd\" d=\"M12 1L15 2L16 0H12ZM12 1H10V0H9V2H7L6 0H4L3 2H2V0L0 1V2H1L0 4H3V3H4V5H2V6H6V7H4V9L7 10V12L5 13L6 10H4L3 7H2V11L4 10V12L0 11V14H1V12H2V14H1L2 16L6 14V17H8L9 14H10V11H11V10H9V14H8V9H7L8 4H7V3H9V6H12V7L14 6V7H15V5H12V4H13ZM25 1H26V2L28 1V2H29V0H25ZM30 1H31V0H30ZM53 1H55V0H53ZM53 1H52L51 3H54ZM58 1H62V0H58ZM58 1H56V3H59ZM76 1H77V2H80V1H78V0H75L74 2H76ZM84 1H85V2H84ZM84 1H82V2H83V3H82L83 5L81 4V6H80V4H79V7H80V8H79L78 6H77V7H74V6H73V5H74L73 0H72V2H68V3H67L66 0H65L64 2L59 3V4L57 5V7H58L57 12H58L60 15H62L61 12H62V11H66L70 17H68L67 14H63L62 16L65 17L66 19H68V21H66V19H65L66 22H65V21H64L65 23L62 22V25H60L59 22H57L55 25L53 24V26H50L51 28H49V30H48L47 32L45 31V29H44V31H45V33H46L47 35L50 34V35H48L49 37H50V36H51V37H52V36L54 37L55 42H53L52 44H58V42L56 43V39L60 40V38H61V40L67 42V45H65L66 42H65L64 44H62V45H64V47H63L64 49L67 48L66 51H65V52H66V55H67V52H68L69 48H71L70 50H72V45H73V44H74V45H73V49H74V47L77 48L78 46H80V45H76L77 43H82V44H84V47H85V48L83 47L82 49H84V50L87 49V50H88V48H89V50H88L89 54L86 53L87 51H84V53H86V56H87V57L90 55L89 57L92 58V59H90V58L88 57V58L90 59V61H93V60H94L95 63H92V64H94V67L96 66V69L93 67V68L95 69V71H97L99 74H100L101 71H103V72L105 71L104 73H106V69L108 68V67L106 68V66H107L108 64H109L112 68H114L116 65H119V64H120V63L118 62V61H119V52H118V51H120V50H119V48H120V45H119V44H121L120 42L123 41V37L120 35L119 31H120L121 28H122V30H123V27L125 28L126 25H124V26L121 27V28L118 27V28H120V29H119L118 32H117V30H116L117 35H116V39H115V35H114L113 31H112V28H111V29L109 28L110 24H111V23L113 24V23L115 22V20H113L112 22H110V20H112V19H111L112 16L110 15V17H108V20H109V19H110V20H109V21L107 20V21H108L107 24L109 23V25H107L108 27H105L106 25L104 26V25L102 24V23H104V22H105L104 24H106V21H104V19H103L104 17L99 18L100 21H101V19H103V20L100 22V21H98L97 17H96L95 15H93V17L95 16L94 18L96 19L95 21L97 22V24H98V22L100 23L98 26H99V27H102V25H103L104 28L107 29V30H108V28H109V30L112 31V32H110V33L113 34V35H111V37L114 36V37H113L114 39H113V38H111V37H107L110 33H109V34H108V33H107V34L105 33V34H106V37H107V39H105L107 44H105V41H103V40L100 38V39L104 42V44H103L102 41H101V44H102L103 46H102V47L100 46V47H101L100 49H93V47H91L90 44L87 43L88 36L94 41V43H96L97 41H99V38H98V35H97V34H98L99 32H105V31H100V30H98L99 32L97 33V32H96V31H97V28H95V27L92 28L93 26H92V27L90 26V23H91L92 21L90 22V20H91L90 17H91V16H90L89 13H88L89 11L87 12V10L90 8L89 10H90V12H91V9H92L93 7H92V8L90 7V6H91L90 3L92 4V2H89L90 0H89V1H88V0H84ZM87 1H88V2H87ZM91 1H93V0H91ZM117 1H119V0H117ZM159 1H160V0H158V2H159ZM166 1H167V2H163V0H162L161 2H163V3H165V4H168L169 1H168V0H166ZM174 1H175V0H174ZM177 1L179 2L180 0H176L173 6H177V5H178V2H177ZM186 1L190 2L191 0H190V1H189V0H186ZM192 1H193V0H192ZM236 1H239V0H236ZM243 1H244V0H243ZM245 1H246V0H245ZM250 1H251V0H250ZM253 1H254V0H252L251 2H253ZM6 2H7V3H6ZM10 2H11V4H10ZM22 2H24V0H22ZM26 2H24V4H25ZM28 2H27V3H28ZM48 2L50 3V0H48ZM48 2H46V3H48ZM77 2H76V3H77ZM111 2H112V1H111ZM158 2H157V3H158ZM195 2H196V1H195ZM234 2H235V1H234ZM247 2H248V0H247ZM247 2H246V4H247ZM251 2H249L247 5L250 6ZM5 3H6V5H5ZM20 3H21V0H20ZM27 3L25 4L26 6H27ZM49 3H48V4H49ZM85 3H89V4L86 5ZM152 3H153V2H152ZM176 3H177V5H176ZM193 3H194V1H193ZM241 3H243V5H244V2H241ZM256 3H257V1H256ZM256 3H254L253 6H255V5L258 6ZM14 4H15V3H14ZM16 4L19 5L18 0H17ZM24 4L21 5V6L19 5V6H20L21 8H25L26 6H25ZM42 4H43V2H42ZM44 4H45V3H44ZM48 4H47V5H48ZM93 4H94L95 7L97 6V8L100 9V10L94 8L95 10L92 11V12H96V11H98V13H97V12H96V13H97V14H100L101 12L104 11V9H102L101 6H100L99 4L97 5L95 2H94ZM171 4H172V2H171ZM181 4H182V3H181ZM181 4L179 5V7L177 6V10H178V8H180L181 10H183L184 7H183ZM185 4H186V3H185ZM185 4H184V5H185ZM195 4H196V3H195ZM202 4L204 5L205 3L202 2ZM50 5H51V4H50ZM50 5H48V6H50ZM76 5H77V4H76ZM88 5H89V8L87 9V6H88ZM155 5H156V3H155ZM169 5H170V4L167 5L168 8H171V6H169ZM203 5H202V6H203ZM247 5H246V6H247ZM19 6H17V7H18L17 9H19ZM22 6H25V7H22ZM84 6H85V8H86L85 11H86V13L88 14V15H87L88 17L86 16L85 11L83 12L84 9H82V7L84 8ZM98 6H99V7H98ZM180 6H181L182 8H181ZM185 6H187V5H185ZM196 6H197V4H196ZM251 6H252V5H251ZM256 6H255L254 8L252 7V9H251V10H252L251 13H252V12L254 13V14L252 13L253 15H255V12H256V11L254 12V9L256 8ZM0 7H1V6H0ZM12 7H10V8H12ZM14 7H13V8H14ZM156 7H157L156 9L161 8L160 6H156ZM162 7H163V6H162ZM165 7H166V5H165ZM189 7H190V6H189ZM194 7H195V6H194ZM203 7H204V6H203ZM247 7H248V6H247ZM8 8H9V7H8ZM39 8H40V7H39ZM76 8H77V9H76ZM78 8H79V9H78ZM116 8H117V7H116ZM174 8H175V7H174ZM186 8L188 9V11H191L192 8H193V6H192L191 8H188V7H186ZM243 8H244V7L242 6V9H243ZM258 8H259V7H258ZM0 9H1V8H0ZM14 9H15V8H14ZM45 9H46V7H45ZM70 9H73L72 12H74V13H76V12H78V11H81V12H80V13H79V12L76 13V14H75L76 16H75V15H72V13H71L70 11H68V10H70ZM80 9H81V10H80ZM131 9H132V7H131ZM131 9H130V10H131ZM201 9H202V7H201ZM12 10H13V9H12ZM26 10H27V9H26ZM47 10H48L47 12H49L50 7H49V9H47ZM76 10H78V11H76ZM101 10H102V11H101ZM105 10H106V9H105ZM161 10H162V9H161ZM169 10H170V9H169ZM169 10H168V11H169ZM177 10H176V11H177ZM16 11H17L16 9L13 10L14 14L16 13ZM50 11H52V12H51V14L48 13V16H49V15L51 16V15L53 14V17H54V13H53L54 10H50ZM59 11H61V12H59ZM100 11H101V12H100ZM171 11H173V12H171ZM171 11L168 12V13H171V14H172V15L170 14L171 17H174V18L177 19L176 16H177V14H178V11H177V14L175 13V10H174V9L172 10V8H171ZM21 12H22V10H20V15H21V16H18V17H17V16L15 15V18H17V20L19 19L18 21H19V24H20V25H21V23H22V27L20 26L21 29H20V28H19V29H20V30H23V33H22V32L19 33L20 30H18V28L15 27L16 24L14 25V29H13V28H11L12 25H8V26H7V25H5V24L2 22V24L5 25V28H6V26H7V28L10 27V28H8L9 31H10L11 29H13L12 32H16V31H17L16 33H18V34H24V32H26V28H28V27H27V26H28V24H27V22H28V21H27V18L29 19V17H28L29 14H28V13H27L28 15L25 14L24 12H26V11L24 10V11H23V16H24V14H25L26 16L23 17ZM45 12H46V11H45ZM66 12H63V13H66ZM99 12H100V13H99ZM163 12H164V10H163ZM182 12H184V10H183ZM186 12H187V10H186ZM3 13H4V14H3ZM11 13H12V11H11ZM70 13H71V14H70ZM81 13L84 14V16L87 18V20H88V18L90 19V20H88L90 23H88V22L86 21V19L83 17V15H82ZM96 13H94V14H96ZM104 13H108V12H105V11H104L102 14H104ZM173 13H175L176 15L174 14L175 16H173ZM14 14H13V15H14ZM78 14H79V15H78ZM80 14H81V15H80ZM110 14H111V13H110ZM190 14H192V13L190 12ZM252 14H249V15H248L249 17L247 18V20H248V19L250 20V18L252 17V16L250 17V15H252ZM1 15H0V17H1ZM13 15H10V19H11V16H12V18L14 19ZM64 15H67V17L64 16ZM106 15H107V14H106ZM113 15H114V14H113ZM115 15H116V14H115ZM115 15H114V16H115ZM166 15H168V14L166 13ZM178 15H180V14H178ZM182 15H183V14H182ZM182 15H180V16H182ZM62 16H60V18H61ZM89 16H90V17H89ZM107 16H109V13H108ZM122 16H123V15H122ZM168 16H169V15H168ZM180 16H179V17H180ZM246 16H247V15H246ZM4 17H5V16H3L2 18H4ZM6 17H5V18H6ZM20 17H21V18H20ZM63 17H62V19H63ZM115 17H116V16H115ZM2 18H0V20H1ZM5 18H4V20L7 19V18H6V19H5ZM94 18H93V20H94ZM116 18H117V17H116ZM146 18H147V17H146ZM180 18H182V20H183V17H180ZM186 18H187V17H185V19H186ZM210 18H211V17H210ZM10 19H9V20H6L5 22H7V21H8V22L11 21ZM13 19H12V20H13ZM24 19H25V20H24ZM30 19H31V18H30ZM62 19H61V21H62ZM106 19H107V18H106ZM20 20H21V21H25L27 25L24 24L25 22H20ZM39 20H40V19H39ZM48 20H49V19L46 20V18H45V21H46L45 24H46V25H47V23L49 22ZM51 20H52V18H51ZM53 20H54V19H53ZM123 20H124V19H123ZM174 20H175V19H174ZM245 20H246V19H244V21H245ZM18 21H17V22H18ZM32 21H33V20H32ZM244 21H242V22H244ZM250 21H251V20H250ZM8 22H7V23H8ZM51 22H52V21H51ZM116 22H117V21H116ZM122 22H123V21H122ZM122 22H121V23L118 22V23H120V26H121ZM229 22H230V21H229ZM242 22H241V24H239L240 26H242ZM245 22H247V21H245ZM245 22H244V23H245ZM12 23H16V19H15V22L12 21ZM32 23H33V22H32ZM39 23H40V22H39ZM53 23H55V21H54ZM92 23H93V22H92ZM170 23H171V22H170ZM251 23H252V22H251ZM10 24H11V23H10ZM17 24H18V23H17ZM19 24H18V25H19ZM101 24H102V25H101ZM18 25H16V26L18 27ZM24 25L26 26L25 29H23V26H24ZM46 25H45L44 27H46ZM49 25H52V23L49 24ZM92 25H93V24H92ZM100 25H101V26H100ZM134 25H135V24H134ZM166 25H167V24H166ZM239 25H238V28H239ZM25 26H24V27H25ZM42 26H43V25H42ZM94 26H95V25H94ZM183 26H184V25H183ZM47 27H49V26L47 25ZM110 27H111V26H110ZM112 27H114V26L112 25ZM171 27H172V26H171ZM231 27H232V26H231ZM252 27H253V25H252ZM91 28L94 29V30H92ZM165 28H166V27H165ZM173 28H174V27H173ZM232 28H234V27H232ZM236 28H237V27H236ZM236 28H235V29H236ZM250 28H251V27H250ZM16 29H17V30H16ZM29 29H30V28H28V30H29ZM39 29H40V28L38 27V32H39ZM61 29H62L63 31H60ZM113 29H114V28H113ZM128 29H129V28H128ZM128 29L125 28L124 30L127 31ZM186 29H187V28H186ZM223 29H224V28H223ZM248 29H249V28H248ZM251 29H252V28H251ZM4 30H5V29H4ZM14 30H15V31H14ZM107 30H106V31H107ZM122 30H121V31H122ZM2 31H3V29H2ZM6 31H7V30H6ZM30 31H31V30H30ZM42 31H43V30H42ZM42 31H41V34H39V33L36 32V31H35L34 33H35V34H39V36H40V35H43V34H44V31H43V34H42ZM128 31H129V30H128ZM177 31H178V29H177ZM185 31H188V30H185ZM185 31H183V34H184ZM223 31H224V30H223ZM235 31H236V30H235ZM248 31H251V30H248ZM12 32L10 31V33H12ZM28 32H29V31H28ZM55 32H56V34H58L56 37L54 36ZM124 32H125V31H124ZM124 32H123V33H124ZM179 32H181V31H179ZM179 32H178V33H179ZM232 32H233V31H232ZM8 33H9V32H8ZM16 33H14V34H16ZM96 33H97V34H96ZM137 33H138V31H137ZM233 33H235V32H233ZM118 34H119L120 36H119ZM141 34H142V33H141ZM30 35H31V34H30ZM47 35L44 34V36H46V37H47ZM143 35H144V34H143ZM145 35H146V34H145ZM162 35H163V34H162ZM4 36H5V35H4ZM24 36H25V35H24ZM24 36H23V39H25ZM35 36H36V35H35ZM37 36H38V35H37ZM39 36H38V37H39ZM100 36H101V33H100ZM117 36H118L119 38H118ZM163 36H164V35H163ZM171 36H173V35H171ZM176 36H177V35H176ZM179 36H180V35H179ZM228 36H229V37H228ZM51 37H50V38H51ZM57 37H58V38H57ZM120 37H121V38H120ZM124 37L127 38V37L125 36V34H124ZM130 37H132V34H131ZM130 37H128V38H130ZM137 37H138V36H137ZM146 37H147V36H146ZM173 37H175V36H173ZM177 37H178V36H177ZM177 37H175V38H177ZM180 37H181V36H180ZM186 37H187V34H186ZM190 37H191V36H190ZM214 37H215V36H214ZM11 38H12V37H10V40H11ZM102 38H105V37L102 36ZM109 38H111V39H109ZM117 38H118V40L121 39V41H118ZM128 38L126 39L127 41H129V40L131 39V38H130V39L128 40ZM132 38H133V37H132ZM147 38H149V37H147ZM163 38H165V37H163ZM191 38H192V37H191ZM226 38H229L230 41H233V40H234L233 38H232V40H231L229 33H228V35H226ZM15 39H16V38H15ZM31 39H32V37H31ZM37 39H38V38H37ZM42 39H43V38H42ZM51 39H52V38H51ZM138 39H140V38L138 37ZM157 39H158V38H157ZM184 39H185V37H184ZM193 39H194V38H193ZM212 39H214V38H212ZM13 40H14V38H13ZM26 40H27V38L25 39V41H26ZM38 40L40 41L41 39H38ZM48 40H49V39H48ZM96 40H97V41H96ZM126 40H124L123 42L125 43ZM141 40H142V39H141ZM150 40H151V39H150ZM182 40H183V39H182ZM186 40L188 41V38H187ZM225 40H226V42H225L226 44H227V43H230V41L227 42V39H225ZM250 40H251V39H250ZM261 40H262V39H261ZM261 40H260V41H261ZM15 41L18 43V39H16ZM39 41H38V42H39ZM43 41L45 42L46 40L43 39V40L40 41V42H43ZM93 41H91V42H93ZM187 41H186V42H187ZM208 41H209V40L205 41L206 43H205L204 41H202V40H201V42H197V41H196V43H197V47H195V48H194V46H195L196 44L194 45V44L192 43L194 46H192V44H189V47H191V49L189 48V49H190V51H189L190 53L193 54L194 49H195V51L197 50L196 52H195V51H194V52H195L196 54L198 53V55H199L200 52H201V55H199V56H200L199 59H198V55H196L195 53H194L192 56L190 55V57H189V59H190V58H191V59H195V60H193V63H194V61H197V59H198L200 62H201V60L203 61V62H201V63H200L199 61H197V62L194 63V64H196V70L199 69V68H202V67H203V69H204V67H205V66H204V64L206 63L205 58L207 59V57H205V56H208V57H209V55L206 54V52H207L206 49H205V52H204L205 55H203V53H202V48H203V47H202L201 49H200V47H201V45L204 46L203 44L205 43V44H206L205 46L208 45V46H207V50H209V49L212 50V49L209 47V46H210L209 43H210L211 41H210V42H208ZM263 41H264V38H263ZM11 42H13V41H11ZM139 42H140V41H139ZM151 42H152V41H151ZM164 42H165V41H164ZM189 42H191V40H190ZM203 42H204V43H203ZM215 42H217V40H216ZM215 42H214V43H215ZM17 43L14 42V44H17ZM68 43H69L70 45H68ZM85 43H86V44H89V46L87 47ZM129 43H130V42H129ZM129 43L127 44V46H125L126 49L129 48ZM144 43H145V42H144ZM165 43H166V42H165ZM200 43H201V44H200ZM207 43H208V44H207ZM219 43H220V42H219ZM235 43H236V42H235ZM235 43L232 42V45H233V44H234V45H237V44H238V43H237V44H235ZM22 44H23V42H22ZM42 44H43V43H42ZM45 44H46V43H45ZM48 44H50V43L47 42V45H48ZM71 44H72V45H71ZM215 44H216V43H215ZM2 45H4V44H2ZM20 45H21V43H18V46H20ZM25 45H26V44H25ZM34 45H35V44H34ZM75 45H76V46H75ZM95 45H96V44H95ZM99 45H100V44H98V46H99ZM131 45L134 46V45H135V42H133V44H131ZM139 45L141 46V49H142V47H143V46H142V43H141V44L139 43ZM139 45H138V46H139ZM151 45H152V44H151ZM151 45H150V46H151ZM166 45H167V43H166ZM187 45H188V44H187ZM198 45H199L200 47H199ZM221 45H222V44L220 43V46L218 45V47H219V48L222 47ZM22 46H24V45H22ZM35 46H38V45H35ZM60 46H61V45H60ZM67 46H70V47L68 48ZM82 46H83V45H82ZM96 46H97V45H96ZM132 46H131V47H132ZM212 46H215V45L211 44V47H212ZM58 47H59V44H58ZM86 47H87V48H86ZM148 47H149V46H148ZM167 47H168V49H170V48H169V45H168ZM192 47H193V50H192ZM198 47H199V50H198ZM208 47H209V49H208ZM225 47H226V46H225ZM227 47H229V48H227V50L230 51V47H231V46H228V45H227ZM232 47H234V46H232ZM232 47H231V49H232ZM242 47L244 48L245 45L243 44ZM242 47H239L238 50L243 49ZM35 48H36V47H35ZM35 48H33V49H35ZM49 48H50V47H49ZM59 48H60V47H59ZM97 48H98V47H97ZM212 48H214V47H212ZM219 48H217V45H216V49L218 50ZM18 49H20V48L18 47ZM36 49H37V48H36ZM38 49H39V48H38ZM143 49H144V48H143ZM163 49H164V48H163ZM166 49H167V48H166ZM166 49H165V50H166ZM168 49H167V50H168ZM176 49H177V48H176ZM233 49H234V48H233ZM28 50H29V49H28ZM70 50H69V51H70ZM75 50H76V49H75ZM75 50H74V51H75ZM121 50H122V49H121ZM131 50H133V48H131ZM136 50H137V49H136ZM136 50H135V46H134V50H133V52H132V51H131V52L128 51V53H126V56H127V54H128V56H129V54L131 55V58H130V57H129V58H130V60L132 59V62H134V61H133V58H132V57H133V54H131V53H135L134 51H136ZM151 50H152V49H151ZM171 50H172V47H171ZM191 50H192V51H191ZM200 50H201V51H200ZM203 50H204V48H203ZM210 50H209V52H210ZM227 50H226V51H227ZM20 51H21V50H20ZM82 51H83V50H82ZM122 51H123V50H122ZM122 51H120V53H121ZM126 51H127V50H126ZM137 51H138V50H137ZM142 51L144 52L145 49L142 50ZM142 51H138V53H139V52H142ZM172 51H173V50H172ZM199 51H200V52H199ZM214 51H215V50H214ZM236 51H237V50H236ZM248 51H249V50H248ZM72 52H73V51H72ZM145 52H146V51H145ZM178 52H179V51H178ZM212 52H213V51H212ZM58 53H59V52H58ZM84 53H83V54H84ZM150 53H151V52L149 51V55H151ZM207 53H208V52H207ZM240 53H241V52H240ZM26 54H27V53H26ZM29 54H30V53H29ZM36 54H37V53H36ZM122 54H124V53L122 52L121 55H122ZM144 54H145V53H143V56H144ZM147 54H148V53L146 52V55H147ZM171 54H172V52H171ZM208 54H210V53H208ZM234 54H235V53H234ZM21 55H22V54H21ZM30 55H31V54H30ZM60 55H61V54H60ZM84 55H85V54H84ZM146 55H145V57H146ZM167 55H168V54H167ZM167 55H166V56H167ZM9 56H10V55H9ZM12 56H14V55H12ZM58 56H59V55H58ZM68 56H69V54H68ZM128 56H127V57H128ZM136 56H137V55H136ZM138 56H139V58L137 57L138 60L142 59V55H141L140 53H139ZM140 56H141V58H140ZM174 56H177V55H174ZM193 56H194V58H193ZM196 56H197V57H196ZM201 56H204V57H201ZM28 57H30V56H28ZM80 57H82V56H80ZM124 57H125V55H124ZM145 57H144L143 59H145ZM195 57H196V58H195ZM244 57H245V56H244ZM244 57H243V58H244ZM14 58H16V57L14 56ZM72 58H73V57H72ZM84 58H85V56H84ZM146 58H147L146 60H140V62H142V61H145V62H146V61L149 59L150 62L154 63V62H153L154 60L151 61L148 55H147ZM151 58H152V57H151ZM174 58H175V57H174ZM200 58H201V59H200ZM202 58H203V59H202ZM209 58H210V57H209ZM209 58H208V59H209ZM227 58H228V57H225L224 61H225ZM235 58H236V57H235ZM17 59L19 60V58H17ZM21 59H22V58H21ZM21 59H20V60H21ZM124 59H125V58H124ZM134 59H136V57H134ZM175 59H176V58H175ZM59 60H60V59H59ZM87 60H88V59H87ZM87 60H86V61H87ZM128 60H129V59L127 58V61H128ZM167 60H168V59H167ZM172 60H173V59H172ZM176 60H177V59H176ZM242 60H243V59H242ZM23 61H24V60H23ZM23 61L21 60V62H23ZM28 61H29V60H28ZM55 61H56V60H55ZM60 61H61V60H60ZM62 61H63V60H62ZM80 61H81V60H80ZM80 61H78V62H80ZM83 61H84V60H83ZM123 61H125V60H123ZM136 61H137V59H136ZM191 61H192V60H191ZM224 61H223V62H224ZM233 61H234V60H233ZM63 62H64V61H63ZM66 62H68V61H66ZM125 62H126V61H125ZM138 62H139V61H138ZM138 62H135V63H138ZM140 62H139V63H140ZM145 62H144V63H145ZM172 62H173V61H172ZM176 62H177V61H176ZM198 62H199V63H198ZM207 62H210V59H209ZM226 62H227V61H226ZM235 62H236V61H235ZM239 62H240V61H239ZM239 62H238V63H239ZM23 63H24V62H23ZM26 63H27V62H26ZM26 63H25V64H26ZM80 63H82V62H80ZM107 63H108V64H107ZM118 63H119V64H118ZM152 63H150V64H152ZM168 63H169V61H168ZM177 63H178V62H177ZM191 63H192V62H191ZM193 63H192V64H193ZM197 63H198V64H197ZM238 63H237V64H238ZM47 64H48V63H47ZM52 64H53V63H52ZM85 64L87 65V62H86ZM104 64H106V65H104ZM127 64H128V63H127ZM142 64H143V63L137 64V65L141 66ZM187 64H188V63H187ZM194 64H193V65H194ZM199 64H203V65H201L202 67H201V66L198 67ZM207 64H208V63H206V65H207ZM232 64H233V63H232ZM237 64H236V65H237ZM54 65H56V64H54ZM54 65H53V66H54ZM57 65H58V64H57ZM128 65H129V64H128ZM145 65H149L148 62H147V64L145 63ZM153 65H154V64L151 65L153 68L150 67V70L156 68V67L153 66ZM190 65H191V64L189 63L188 66H190ZM53 66H52V68H53ZM63 66H65V68H63ZM63 66L60 67V68H62V69H66V68H67V64H64ZM80 66H82V65H80ZM104 66H105V67H104ZM129 66H130V65H129ZM194 66H195V65H194ZM194 66L191 65L190 67L193 68ZM207 66H208V65H207ZM209 66H210V65H209ZM50 67H51V65H50ZM120 67H121V66H120ZM120 67L116 66V68H118V69H117L118 71L122 68V67H121V68H120ZM133 67H134V66H133ZM143 67L145 68V66H143ZM143 67L141 66V68H143ZM147 67H148V66H147ZM168 67H169V66H168ZM190 67H188V68H190ZM197 67H198V68H197ZM47 68H49V66H48ZM68 68H70V66H69ZM82 68H84V67L82 66ZM105 68H106V69H105ZM130 68H131V67H130ZM134 68H135V67H134ZM134 68H133V69H134ZM183 68H184V67H183ZM191 68H190V69H191ZM206 68H207V67H206ZM206 68H205V69H206ZM219 68H220V67L218 66V70H219ZM62 69H61V70H62ZM71 69L73 70L74 68L71 67ZM71 69H70L69 71H72ZM77 69L80 70V68L76 67V68H75V71H73V72H77ZM87 69H88V68H87ZM104 69H105V70H104ZM110 69H111V68H110ZM133 69H132V71H134L133 73H135V69H134V70H133ZM145 69H146V71H145V70H144V71H145V72H148L147 68H145ZM177 69H178V68H177ZM185 69H186V67H185L183 70L186 71ZM207 69H208V68H207ZM207 69H206V71H207ZM216 69H217V68H216ZM231 69H233V68H231ZM85 70H86V69H85ZM85 70H83V71L81 70V71H79L80 73L78 72V73H76V75H75V74L72 75V77H73V76H76V77H77L76 79L78 80V81H77V80H74V79H73L72 82L77 81V83H78V82H79V79H80V81H81V79L83 78V75H85V73H86V75L89 73V72L87 73L88 70H87V71H85ZM138 70H139V69H138ZM140 70H141V69H140ZM196 70L193 71L194 74H193V72H191V73L193 74V76H195ZM221 70H222V69H221ZM233 70H234V69H233ZM84 71H85V73L83 74ZM109 71H110V70H109ZM126 71H127V70H126ZM197 71H200V73H201V70H197ZM215 71H216V70H215ZM230 71H231V70H230V67H229V72H230ZM45 72H46V71H45ZM53 72H55V71H53ZM112 72H113V70H112ZM112 72H111V73H112ZM114 72H115V71H114ZM114 72H113V75H115ZM119 72H120V71H119ZM138 72H139V71H138ZM138 72H136V73H138ZM142 72H143V71H141L140 73H142ZM186 72H187V71H186ZM188 72H189V70H188ZM203 72H204V71H203ZM222 72H223V71H222ZM222 72H221V73H222ZM231 72H232V71H231ZM231 72H230V73H231ZM4 73H6V72H4ZM47 73H49V72H48V69H47ZM47 73H45V75H46ZM51 73H52V70H51ZM55 73H56V72H55ZM65 73H66V71H65ZM98 73L94 72V74H96V75H98ZM116 73H117V72H116ZM128 73H129V72H128ZM182 73H184L185 75L187 74V73H185V72H182ZM182 73H181V74H182ZM191 73H190V75H192ZM200 73H198V74H200ZM205 73H207V72H205ZM208 73H209V72H208ZM215 73H216V72H215ZM8 74H9V73H8ZM37 74H38V73H37ZM67 74H68V73H67ZM79 74H80V75H79ZM82 74H83V75H82ZM89 74H90V73H89ZM89 74H88V75H89ZM118 74H119V73H118ZM143 74H144V72L142 73V75H143ZM167 74H168V73H167ZM210 74H211V73H210ZM35 75H36V74H35ZM53 75H54V74H53ZM81 75H82V76H81ZM88 75H87V76H88ZM102 75H103V73H102ZM136 75H137V74H134L133 76H136ZM169 75H170V74H169ZM206 75H207V76H206L205 78L207 79V77H209L210 75H208V74H206ZM224 75H225V74H224ZM224 75H223V76H224ZM263 75H264V74H263ZM4 76H6V75L4 74ZM11 76H12V75H11ZM43 76H44V75H43ZM57 76H58V75H56V77H57ZM80 76H81V77H80ZM87 76H86V77H87ZM98 76H99V75H98ZM98 76H97V78L100 79V78H101V75H100V77H98ZM118 76H119V75H118ZM123 76H124V75H123ZM137 76H139V75H137ZM137 76H136V77H137ZM171 76H172V75H171ZM203 76H205V74H203ZM9 77H10V76H9ZM35 77H36V76H35ZM37 77H38V76H37ZM40 77H42V76H40ZM45 77H46V76H45ZM60 77H61V76H60ZM89 77H90V76H89ZM105 77H106V76H105ZM121 77H122V76H121ZM136 77H135V78H136ZM167 77H168V76H167ZM191 77H192V76H191ZM191 77H190V78H191ZM261 77H262V76H261ZM78 78H79V79H78ZM102 78H104V77H102ZM108 78H110V77H108ZM115 78H116V77H114V79H115ZM117 78H118V77H117ZM119 78H120V77H119ZM141 78H143V77H141ZM257 78H258V77H257ZM259 78H260V77H259ZM57 79H58V78H57ZM61 79H62V78H61ZM110 79H111V78H110ZM114 79H112V80H114ZM168 79H169V78H168ZM231 79H233V78L231 77ZM262 79H263V78H262ZM4 80H5V79H4ZM38 80H39V79H38ZM40 80H41V79H40ZM54 80H55V79H54ZM71 80H72V78H71ZM90 80H91V78H90ZM90 80L87 79V78H86V80H84V78L82 79L83 82H84V81L87 82V81H90ZM92 80H93V79H92ZM92 80L90 81L91 83L93 82ZM100 80H102V79H100ZM107 80H108V79H107ZM107 80H106V81H107ZM116 80H118V79H115V81H116ZM119 80H121V79H119ZM126 80H127V79H126ZM138 80H139V79H138ZM140 80H141V79H140ZM147 80H149V79H147ZM147 80L145 79V81H147ZM202 80H204V78H203ZM220 80H221V79H220ZM222 80H224V82H225V81L227 80V79H226V76H225V79H222ZM234 80H235V79H234ZM260 80H261V79H260ZM35 81H36V79H35ZM55 81H56V80H55ZM55 81H54V82H55ZM58 81H59V80H58ZM82 81H81V82H82ZM127 81H128V80H127ZM127 81H126V82H127ZM135 81H137V80H135ZM141 81H142V80H141ZM145 81H144V82H145ZM151 81H152V80H151ZM153 81H154V80H153ZM204 81H205V80H204ZM227 81H229V78H228ZM230 81H231V80H230ZM256 81H257V80H256ZM258 81H259V79H258ZM5 82H6V81H5ZM5 82H4V83H5ZM45 82H47V81H45ZM90 82H87L86 84L88 85ZM94 82H97V83L99 84V87L102 88V87H101L102 84H100L98 81H94ZM94 82H93L92 84L90 83L91 85H90V84H89L88 86L85 85L87 88H86L85 86H83V83H78V85L81 84L82 87L84 88V90H85V88H86L87 91L92 90L91 92H94L95 94H99V91H97V90H100V91H101V89H100V88H99V89L96 88L97 90H95V88L93 89V86H94V84H95ZM109 82H113V81L110 80ZM109 82H108V83H109ZM122 82H123V81H122ZM147 82H148V81H147ZM162 82H163V81H162ZM164 82H165V81H164ZM220 82H223V81H220ZM224 82H223V84L226 85V84H225L226 82H225V83H224ZM232 82H233V81H232ZM234 82H235V81H234ZM36 83H37V82H36ZM68 83H69V82H68ZM75 83H76V82H75ZM75 83H73V84L75 85ZM115 83H116V82H115ZM115 83H114V84H115ZM120 83H121V82H120ZM128 83H129V82H128ZM218 83H219V80H218ZM218 83H217V84H218ZM256 83H257V82H256ZM261 83H264V82L261 81ZM53 84H54V83H53ZM70 84H71V83H69V85H70ZM124 84H126V83H124ZM129 84H130V83H129ZM129 84H128V86H131V85H129ZM139 84H141V83H139ZM149 84H150V83H149ZM164 84H165V83H164ZM227 84L229 85V83H227ZM253 84H254V83H253ZM81 85H80V87H81ZM95 85H96V84H95ZM100 85H101V86H100ZM118 85H121V84H118ZM219 85H220V84H219ZM221 85H222V84H221ZM231 85H232V84H231ZM231 85H230V87H231ZM256 85H257V84H256ZM43 86H44V85H43ZM45 86H46V85H45ZM65 86H66V85H65ZM71 86H72V85H70V87H71ZM89 86L92 87V88H89ZM113 86H114V85H113ZM160 86H161V84H160ZM166 86H167V85H166ZM178 86H179V85H178ZM187 86H188V85H187ZM187 86H186V87H187ZM197 86H198V85H197ZM257 86H258V85H257ZM262 86H264V84H263ZM41 87H42V86H41ZM50 87H51V86H50ZM61 87H62V86H61ZM76 87H78V86L76 85ZM96 87H97V85H96ZM119 87H120V86H119ZM145 87H146V86H145ZM191 87H192V86H191ZM65 88H66V87H65ZM72 88H73V87H72ZM72 88H71V90H72ZM78 88H79V87H78ZM78 88H77V89H78ZM123 88H124V86H123ZM160 88H161V87H160ZM160 88H159V89H160ZM174 88H175V87H174ZM174 88H172L173 91H171V89H167V90H168V91L170 90L169 93L171 94V92L174 93ZM194 88H195V87H194ZM212 88H214V87H212ZM223 88H224V87H223ZM249 88H250V87H249ZM253 88H254V87H253ZM257 88H258V87H257ZM260 88H261V87H260ZM260 88H258V89L260 90ZM38 89H39V88H38ZM49 89H50V88H49ZM67 89H68V87H67ZM69 89H70V88H69ZM81 89H82V88H81ZM102 89H106L105 86H104V88H102ZM124 89H126V88H124ZM136 89H137V88H136ZM136 89L133 90V91L137 92ZM162 89H163V88H162ZM220 89H222V88H220ZM254 89H255V88H254ZM74 90H76V89L74 88ZM93 90H95V91H93ZM142 90H144V88H143ZM215 90H216V89H215ZM222 90H224V89H222ZM252 90H253V89H252ZM256 90H257V89H256ZM8 91L10 92L9 89H8ZM127 91L130 92L129 89H128ZM162 91H163V90H162ZM175 91H177V90L175 89ZM254 91H255V90H254ZM262 91H264L263 88H262ZM2 92H3V91H2ZM2 92H1V93H2ZM48 92H49V91H48ZM97 92H98V93H97ZM138 92H139V91H138ZM160 92H161V91H160ZM165 92H166V90H165ZM216 92H217V91H216ZM218 92H219V91H218ZM224 92H225V90H224ZM228 92H229V91H228ZM256 92H257V91H256ZM52 93H53V92H52ZM65 93H66V92H65ZM65 93H64V94H65ZM71 93H75V94H77V97L79 96V94H78L77 92L71 91ZM71 93L69 92V94H71ZM106 93H108V92H106ZM141 93H142V92H141ZM201 93H202V92H201ZM219 93H221V95L218 94L217 97L222 96V95L224 94L223 92H219ZM250 93H251V91H250ZM252 93H253V92H252ZM254 93H255V92H254ZM254 93H253V94H254ZM258 93H259V92H258ZM261 93H262V92H261ZM261 93H260V94H261ZM263 93H264V92H263ZM263 93H262V94H263ZM44 94H45V93H44ZM47 94H48V93H47ZM75 94H74V95H75ZM89 94H90V93H89ZM100 94H101V93H100ZM160 94H161V93H160ZM191 94H192V93H191ZM229 94H230V93H229ZM262 94H261V95H262ZM12 95H13V94H12ZM12 95H11V93H10V96H12ZM60 95H61V94L57 95V97L55 98V100H56V99L58 100V98L60 97ZM65 95H66V94H65ZM81 95H83V94H81ZM81 95H80V96H81ZM141 95H142V94H141ZM162 95H163V94H161V96H162ZM167 95H168V94H167ZM230 95H231V94H230ZM232 95H233V94H232ZM234 95H235V94H234ZM238 95H239V94H238ZM254 95H255V94H254ZM2 96H4V94H3ZM14 96H15V95H14ZM43 96H44V95H43ZM52 96H53V94H52ZM84 96H86V95H84ZM202 96H203V95H202ZM223 96H224V95H223ZM0 97H1V96H0ZM12 97H13V96H12ZM44 97H45V96H44ZM81 97H82V98L78 97L77 99L79 100V98H80V99H81V100H80L81 102L84 101V103L86 102V104L89 103V102H87V98H85V100H82V99H83V96H81ZM95 97H96V96H95ZM104 97H105V95H104ZM139 97H140V96H139ZM186 97H187V96H186ZM188 97H189V95H188ZM228 97H229V95H228ZM228 97H227V98H228ZM239 97H240V95H239ZM245 97H246V96H245ZM256 97H257V96H256ZM259 97H260V96H258V98H259ZM263 97H264V96H262V101H263ZM1 98H2V97H1ZM13 98H14V97H13ZM17 98H18V97H17ZM48 98H49V97H48ZM48 98H47V99H48ZM60 98H61V100H63V102H64V99H63L64 96H63V98H62V97H60ZM60 98H59V99H60ZM141 98H142V97H141ZM189 98H190V97H189ZM199 98H201V97H199ZM199 98H198V99H199ZM220 98H221V97H220ZM220 98H219V99H220ZM227 98H226V99H227ZM235 98H236V97H235ZM249 98H251V97H249ZM4 99H5V100H4ZM4 99L2 98V102L5 103V104L7 105V103L4 102V101H6V98H4ZM20 99H21V97H20ZM20 99H19V100H20ZM91 99H92V98H89V100H91ZM109 99H110V98H109ZM137 99H138V98H137ZM171 99H172V97H171ZM173 99H174V97H173ZM179 99H180V98H179ZM190 99H191V98H190ZM190 99H189V100H190ZM219 99H216V100H217L218 102H222V100L220 99L221 101H219ZM226 99H225V100H226ZM233 99H234V98H232V101H228V100H231V98L227 99V102H226V103L228 104V102H230V103H231V102H234V103H232L233 106H234V104H235V106H236V105H238V103H240V101H238L237 99H236L237 101H236L235 99H234V100H233ZM241 99H243V98H241ZM39 100H40V99H39ZM49 100H50V98H49ZM55 100L53 101V106H52V108H51V106H50V104H52V102H50V104H49V106H50L51 109H53V107H54V102H56ZM97 100H98V99H96L95 104L97 105V103H98V107H99V105H100L99 102H101V101H97ZM105 100H106V99H105ZM138 100H139V99H138ZM141 100H142V99H141ZM164 100H165V99H164ZM177 100H178V99H177ZM181 100H182V97H181ZM216 100H215V101H216ZM239 100H240V99H239ZM249 100H250V99H249ZM58 101H59V100H58ZM92 101H95V99L93 98ZM103 101H104V100H103ZM172 101H173V100H172ZM182 101H184V100H182ZM256 101H258V100H256ZM13 102L15 103V101H13ZM61 102H62V101H61ZM61 102H60V101H59L58 103L56 102V104L59 105V103H61ZM67 102H68V101H67ZM72 102H73V101H72ZM104 102H105V101H104ZM104 102H102V103H104ZM112 102H113V101H112ZM165 102H166V100H165ZM211 102H212V100H211ZM249 102H250V101H249ZM22 103H23V102H22ZM44 103H48V102H44ZM44 103H43V105H44ZM107 103H108V102H107ZM107 103H105V104H107ZM110 103H111V102H110ZM185 103H187V101H185ZM226 103H224L223 105H222V104H220V105H221V106H224ZM230 103H229V105H230ZM263 103H264V102H263ZM8 104H10V103H8ZM12 104H13V103H12ZM23 104H24V103H23ZM41 104H42V103H41ZM63 104H65V103H63ZM80 104H81V103H80ZM82 104H83V102H82ZM90 104H93V103L90 101ZM124 104H125V103H124ZM188 104H189V103H188ZM213 104H214V103H213ZM213 104H212V105H213ZM227 104H226V105H227ZM6 105H5V106H6ZM13 105H14V107L17 108V106H16L17 104H13ZM43 105H42V107H43ZM45 105H48V104H45ZM67 105H69V104H67ZM74 105H75V104H74ZM83 105H84V104H83ZM88 105H89V104H88ZM88 105H87V106H88ZM96 105L93 104V106H92V105H89V106H91V108H92V107H94V106L96 107ZM108 105H109V104H108ZM119 105H120V104H119ZM214 105H215V104H214ZM218 105H219V103H218ZM232 105H230V106L232 107ZM243 105H244V104H243ZM248 105H249V103H248ZM248 105H247V106H248ZM260 105H261V104H260ZM18 106H19V105H18ZM64 106H66V105H64ZM111 106H112V104H111ZM113 106H114V105H113ZM192 106H193V105H192ZM208 106H209V105H208ZM258 106H259V105H258ZM261 106H262V105H261ZM30 107H32V106H30ZM38 107H41L40 104H39ZM47 107H48V106H47ZM225 107H226V106H225ZM227 107H228V106H227ZM231 107H230V111L234 108V107H233V108H231ZM248 107H249V106H248ZM248 107H245L244 109H246V108L248 109ZM255 107H256V108H259V107H257V106H255ZM19 108H20V106H19ZM19 108H18V109H19ZM21 108H23V110H22V109H21V110L24 111V107L21 106ZM43 108H44V110H45L46 107H43ZM55 108H56V107H55ZM109 108H110V106H109ZM111 108H112V107H111ZM199 108H200V107H199ZM210 108H211V107H209V109H210ZM218 108H219V107H218ZM220 108H222V107H220ZM228 108H229V107H228ZM9 109H10V108H9ZM36 109H37V108H36ZM39 109H40V108H39ZM95 109H97V108H95ZM112 109H113V108H112ZM124 109H125V108H124ZM211 109H213V108H211ZM216 109H217V108H216ZM225 109H226V108H225ZM225 109H222V110H225ZM252 109H254V108L252 107ZM11 110H12V109H11ZM32 110H33V109H32ZM32 110H31V111H32ZM34 110H35V109H34ZM53 110H54V109H53ZM71 110H72V109H71ZM115 110H116V109H115ZM120 110H121V109H120ZM205 110H206V109H205ZM213 110H215V109H213ZM220 110H221V109H220ZM255 110H256V109H255ZM255 110H254L252 116L254 115ZM257 110H258V109H257ZM257 110H256V111H257ZM260 110H261V109H260ZM260 110H259V111H260ZM7 111H8V109H7ZM7 111H6V112H7ZM40 111H41V110H40ZM40 111H39V112H40ZM75 111H78V110H75ZM118 111H119V110H118ZM208 111H210V110H208ZM218 111H219V110H218ZM218 111H217V113H218ZM228 111H229V110H228ZM230 111H229V112H230ZM244 111H245V110H244ZM262 111H264V110H262ZM15 112H16V111H15ZM15 112H14V113H15ZM25 112H26V111H25ZM35 112H36V111H35ZM35 112H34V115H35ZM41 112H42V111H41ZM41 112H40V113H41ZM55 112H56V111H54V113H55ZM110 112H111V111H110ZM224 112H225V111H224ZM226 112H227V111H226ZM246 112H247V110H246ZM11 113H12V112H11ZM11 113H10V114H11ZM26 113H27V112H26ZM42 113H43V112H42ZM42 113H41V114H42ZM49 113H50V112H49ZM56 113H57V112H56ZM76 113H77V112H76ZM81 113H82V112H81ZM88 113H89V112H88ZM116 113H117V112H116ZM204 113H205V112H204ZM209 113H210V112H209ZM209 113H208V116L206 117L207 119L205 118V120H208V117H209V116L211 117V114L213 113V111H212L210 114H209ZM217 113H216V114H217ZM227 113H228V112H227ZM257 113H259V112H257ZM260 113H261V111H260ZM260 113H259V114H260ZM10 114H8V115H10ZM18 114H21V112L18 113ZM18 114H17V115H18ZM32 114H33V113H31V115H32ZM38 114H39V113H38ZM44 114H45V112H44ZM77 114H78V113H77ZM91 114H92V113H91ZM91 114H90V116H91ZM109 114H110V113H109ZM114 114H115V113H114ZM205 114H207V112H206ZM219 114H220V113H219ZM219 114H218V115H219ZM221 114H222V111H221ZM245 114H246V113H245ZM259 114H258V115H259ZM17 115H15V116H17ZM25 115H26V114L24 113V116H25ZM34 115H33V116H34ZM50 115H52V114H50ZM50 115H49V117H50ZM61 115H62V114H61ZM79 115H81V114H79ZM82 115H83V114H82ZM93 115H95V114H93ZM212 115L214 116V114H212ZM218 115H217V119H219V118H218ZM240 115H241V114H240ZM33 116H32V118H33ZM36 116H37V115H36ZM56 116H57V115H56ZM62 116H63V115H62ZM90 116H89V117H90ZM213 116H212V117H213ZM215 116H216V115H215ZM219 116H220V115H219ZM236 116H237V114H236ZM236 116H234L235 118H233L234 121L237 119ZM242 116H243V115H242ZM245 116H246V115H245ZM256 116H257V114H256ZM256 116H255V117H256ZM20 117H21V115H20ZM34 117H35V116H34ZM59 117H60V116H59ZM59 117H57V118H59ZM63 117H64V116H63ZM115 117H116V116H115ZM220 117H221V116H220ZM249 117H250V116H249ZM253 117H254V116H253ZM8 118H9V116H8ZM15 118H18V117H14V119H15ZM25 118H27V116L24 117V123H23V124H25L26 121H27V123L29 122L28 119L26 120ZM29 118H30V116H29ZM35 118H36V117H35ZM50 118H51V117H50ZM50 118H49V119H50ZM53 118H54V117H53ZM69 118H70V117H69ZM91 118H94V117H91ZM95 118H96V117H95ZM226 118H227V117H226ZM244 118H245V117H244ZM14 119H11V121H12L13 123H14V121H13ZM20 119H21V121H23L22 118H20ZM30 119H31V118H30ZM36 119H37V118H36ZM44 119H45V118H44ZM59 119H60V118H59ZM84 119H85V118H84ZM110 119H112V118H110ZM209 119H210V118H209ZM217 119H216V121H217ZM229 119H231V118L229 117ZM233 119L229 120V121H230L229 124H231V121H232ZM242 119H243V118H242ZM247 119H248V116H247ZM252 119H253V118H252ZM252 119L249 118L248 120H252ZM25 120H26V121H25ZM60 120H62V119H60ZM66 120H68V119H66ZM98 120H99V119H98ZM108 120H109V119H108ZM237 120H238V119H237ZM237 120H236V121H237ZM244 120H246V118H245ZM248 120H247V121H248ZM256 120H257V119H256ZM258 120H259V119H258ZM258 120H257V122H259ZM11 121H10V124H12ZM16 121H17V119H16ZM16 121H15V123H17ZM21 121L19 120V122H21ZM31 121H32V120H31ZM36 121H37V120H36ZM36 121H35V122H36ZM63 121H64V120H63ZM70 121H71V120H70ZM114 121H115V120H114ZM218 121H219V120H218ZM236 121H235V122H236ZM247 121H246V122H247ZM44 122H45V121H44ZM56 122H57V121H55V124L57 125ZM61 122H62V121H61ZM108 122H109V121H108ZM192 122H193V121H192ZM206 122H209V121H206ZM206 122H205V123H206ZM226 122L228 123V120H227ZM248 122H249V121H248ZM27 123L25 124L26 126L24 127V129H25L26 127H28V125H31V124H28V125H27ZM63 123H64V122H63ZM63 123H62V125H63ZM169 123H170V122H169ZM205 123H204V125H206ZM213 123H214V122H213ZM250 123H251V122H250ZM20 124L23 126L22 123H20ZM47 124H48V123H47ZM59 124H60V123H59ZM72 124H73V123H72ZM173 124H175V123H173ZM187 124H190V123H187ZM225 124H226V123H225ZM254 124H255V123H254ZM51 125H52V124H51ZM169 125H170V124H169ZM171 125H172V124H171ZM215 125H216V124H215ZM227 125H228V124H226V126H227ZM232 125H233V123H232ZM243 125H244V123H243ZM246 125H247V124H246ZM31 126H32V125H31ZM52 126H53V125H52ZM52 126H51V127H52ZM59 126H60V125H59ZM83 126H84V125H83ZM85 126H86V125H85ZM189 126H190V125H189ZM202 126H203V125H202ZM208 126H209V124H208ZM226 126L221 127V128L225 130ZM230 126H231V125H230ZM263 126H264V125H263ZM7 127H8V125H7ZM17 127H18V126H17ZM44 127H46V126H44ZM47 127H48V126H47ZM47 127H46V128H47ZM70 127H71V126H70ZM70 127H69V128H70ZM108 127H109V125H108ZM190 127H191V126H190ZM12 128H13V127H12ZM12 128H11V129H12ZM28 128H29V127H28ZM28 128H26L25 130H27ZM56 128H58V127H56ZM78 128H79V127H78ZM78 128H77V129H78ZM106 128H107V127H106ZM118 128H119V127H118ZM174 128H175V127H174ZM221 128H220L219 130H222ZM42 129H43V127H42ZM53 129H54V128H53ZM72 129H73V128H71V130H72ZM192 129H193V128H192ZM207 129H208V128H207ZM227 129H230V127H227ZM227 129H226L225 131L223 130L224 132L222 131V134H221V135H223V133H224V137H225V132L227 131ZM244 129H245V128H244ZM253 129H254V128H253ZM25 130H24V132H25ZM31 130H32V129H31ZM56 130H60V129H56ZM62 130H63V129H62ZM66 130H67V129H66ZM73 130H74V129H73ZM169 130H170V129H169ZM187 130H189V129H187ZM197 130H198V128H197ZM199 130H200V129H199ZM199 130H198V132H199ZM201 130H205V128H204V129L202 128ZM236 130H237V129H235V131H236ZM20 131H21V130H20ZM34 131H35V130H34ZM42 131L44 132L45 130H42ZM48 131H49V130H48ZM60 131H61V130H60ZM64 131H65V130H64ZM230 131H231L230 133H232V131H234V128H231ZM242 131H243V129H242ZM242 131H241V132H242ZM246 131H247V130H246ZM262 131H264V130L262 129ZM7 132H8V131H7ZM7 132H6V133H7ZM27 132H30V130L28 129ZM27 132H25V134H26ZM35 132H36V131H35ZM46 132H47V131H46ZM53 132H54V131H53ZM82 132H83V131H82ZM202 132H206V131H202ZM227 132H228V131H227ZM237 132H238V131H237ZM248 132H249V129H248ZM248 132H247V133H248ZM251 132H252V131H251ZM12 133H13V131H12ZM49 133H50V132H49ZM58 133H59V132H58ZM62 133H64V132H62ZM217 133L220 134L221 132H220V133L217 132ZM244 133H246V132H244ZM247 133H246V135H247ZM29 134H30V133H29ZM42 134H43V133H42ZM55 134H56V133H55ZM116 134H117V133H116ZM181 134H182V133H181ZM232 134H233V133H232ZM242 134H243V133H242ZM251 134H252V133H250V135H251ZM22 135L24 136L25 139H26V138L29 139V135H28V134H26V135L22 134ZM27 135H28V136H27ZM76 135H77V134H76ZM80 135H81V134H80ZM118 135H119V134H118ZM212 135H213V134H212ZM212 135H211V136H212ZM215 135H217V134H215ZM215 135H214V136H215ZM230 135H231V134H229L228 137L226 136V138H228L229 140H230V137H231ZM250 135H249V136H250ZM30 136H31V134H30ZM34 136H35V134H34ZM34 136H33L32 138H34ZM53 136H54V135H53ZM58 136H59V135L57 134V138H58ZM219 136H220V135H219ZM235 136H236V135H235ZM235 136H234L233 138H235ZM249 136H245V138H246V137H249ZM261 136H262V135H261ZM49 137H50V135H49ZM80 137H81V136H80ZM216 137H217V136H216ZM224 137H223V138H224ZM262 137H263V136H262ZM11 138H12L11 141H13V137H11ZM22 138H23V137H22ZM22 138H21V139H22ZM32 138H31L32 142H33V140H35V141L37 140V141H38V139H39L38 137H37V139H35L36 136H35L34 139H32ZM45 138H46V137H45ZM193 138H194V137H193ZM193 138H190V139H189V141H190L191 143H194V142H195V139H193ZM210 138H212V137L209 136V141L212 140V139H210ZM226 138H225V140L222 139V141H224V144H223V142L220 140L221 138H220V137L218 138L219 141H220V142H219L220 145L223 144V146L221 145V148L219 147V148H220L219 150H221L223 147L226 146V144H225L226 140H227V142L229 141V140L226 139ZM243 138H244V137H243ZM21 139H20V140H21ZM25 139H24V140H25ZM48 139H49V138H48ZM48 139H46V140L48 141ZM50 139H51V142L54 140V139L51 138V137H50ZM52 139H53V140H52ZM214 139H215V138H214ZM247 139H248V138H247ZM263 139H264V138H263ZM22 140H23V139H22ZM55 140H56V139H55ZM55 140H54V141H55ZM59 140H60V139H59ZM193 140H194V141H193ZM200 140H201V139H200ZM238 140H239V139H238ZM28 141H30V139H29ZM57 141H58V140H57ZM60 141H61V140H60ZM177 141H178V140H177ZM180 141H181V140H179L178 142H180ZM189 141H188V142H189ZM198 141H199V140L197 139V142H198ZM201 141H202V142H201ZM201 141H199V144H200V142H201L202 144H205V143H203V142H204V141L208 142V138H207V140L205 139V140H201ZM234 141H235V139H234ZM241 141H242V139H241ZM243 141H245V140L243 139ZM243 141H242V143H244ZM16 142H17V141H16ZM25 142H26V140H25ZM81 142H82V141H81ZM182 142H183V141H182ZM185 142H186V141H185ZM197 142H195V143L198 145ZM227 142H226V143H227ZM232 142H233V141H232ZM238 142H239L238 144H240V141H238ZM257 142L259 143V139H257V141L255 142L256 145L258 144ZM13 143H14V142H13ZM26 143H28V142H26ZM48 143H49V141H48ZM172 143H175V142H172ZM183 143H184V142H183ZM211 143H212V142H211ZM211 143H210V144H211ZM247 143H248V141H247ZM14 144H15V143H14ZM19 144H21V143L19 142ZM19 144H18V145H19ZM49 144H50V143H49ZM49 144H48V145H49ZM158 144H159V143H158ZM175 144H176V143H175ZM175 144H174V145H175ZM181 144H182V143H181ZM206 144H207V143H206ZM244 144H245V143H244ZM244 144H243V145H244ZM261 144H262V143L259 144V147H258V145H257L256 147H255V145L252 147V148H255V149L258 147V149L255 150V151H252L253 149H249V150H247L248 154L251 152V154L248 155L247 157L250 156V158H251V156H252V159H254V160L256 159L254 162H256V161L260 162L261 159H264V145H263L264 143L262 144L263 147L261 146ZM6 145H8V144H6ZM25 145H26V144H25ZM31 145H32V144H31ZM80 145H81V144H80ZM122 145H123V144H122ZM170 145H171V144H170ZM207 145H208V144H207ZM229 145H230V144H229ZM9 146H10V145H9ZM13 146H14V145H13ZM28 146H30V145H28ZM32 146H34V147H32ZM32 146H30V147H31V148H35V142H34V144H33ZM50 146H51V145H50ZM117 146H118V145H117ZM159 146H160V144H159ZM171 146H172V145H171ZM177 146H178V145H177ZM200 146H201V145H200ZM227 146H228V145H227ZM240 146H241V145H240ZM260 146H261L262 148H260ZM23 147H24V145H23ZM26 147H27V145H26ZM178 147H179V146H178ZM205 147H207V146H205ZM205 147H203L204 150H205ZM229 147H230V146H229ZM11 148H13V147H11ZM24 148H25V147H24ZM49 148H50V147H49ZM174 148H175V147H174ZM176 148H177V147H176ZM188 148H189V147H188ZM188 148H187V150H188ZM191 148H192V147H191ZM209 148H210V147H209ZM217 148H218V147H217ZM225 148H226V147H225ZM237 148H239V147H237ZM242 148H243V146H242ZM171 149H172V147H171ZM207 149H208V148H207ZM227 149H229V148H227ZM29 150H30V151H29L30 154H28L27 156H29V155H31V156L36 155V156H37V155H38V154H35V153H34V155L31 154V153H33V152L31 151L32 149H29ZM35 150L37 151V148H36ZM189 150H190V149H189ZM194 150H195V149H194ZM196 150H199V148H196ZM214 150H216V149L214 148ZM231 150H232V147H231ZM6 151H7V150H6ZM27 151H28V150H27ZM119 151H120V150H118V152H119ZM183 151H184V150H183ZM191 151L193 152V154H192L191 152L185 150V153H186V152H187V153H188V152L191 153V154H189V153L187 154V153H186L187 156H188V155H193V156H194L195 153H197V152H194V151H193V148L191 149ZM202 151H203V149L200 150V152H202ZM205 151H206V150H205ZM205 151H204V152H205ZM12 152H13V151H11V153H12ZM40 152H41V151H40ZM40 152H39V153H40ZM166 152H167V151H166ZM169 152H171V151L169 150ZM206 152H207V151H206ZM228 152H229V150H228ZM232 152H233V151H232ZM245 152H246V151H245ZM7 153H9V151H8ZM7 153H6V154H7ZM19 153H20V152H19ZM41 153H43V152H41ZM44 153H45V152H44ZM85 153H87V152L85 151ZM119 153H121V152H119ZM185 153H184V154H185ZM239 153H240V152H239ZM239 153H238V154H239ZM6 154H5V156H6ZM211 154H212V153H211ZM216 154H217V153H216ZM216 154H214V155H216ZM229 154H230V153H229ZM242 154H243V153H242ZM246 154H247V153H246ZM12 155H13V153H12ZM12 155H11V156H12ZM17 155H18V154H17ZM19 155H20V154H19ZM217 155H218V154H217ZM222 155H223V154H222ZM31 156H30V157H31ZM39 156H40V155H39ZM42 156H44V155H42ZM86 156H88V154H87ZM182 156H183V155H182ZM201 156H202V155H201ZM16 157H17V156H16ZM16 157H15V158H16ZM30 157H26V158H30ZM179 157H180V156H179ZM185 157H186V156H185ZM185 157H184V158H185ZM188 157H189V156H188ZM194 157H195V156H194ZM194 157H193V158H194ZM199 157H200V156H199ZM199 157H198V155H197V157H195L194 160H192L193 163H191V161H190V163H191L190 166L192 165V166H191L192 169H189V170H187V171H186V170L184 171V172H187V176H186V173H184V174H185V177H187L188 179H189V178L191 179V178L193 177L191 174H194V177H196L195 175L197 174V177L199 178V180H197L198 178H197V179L194 178V179L196 180V181L194 180V182H195V183H196V182L198 183V184H196L197 187H196V186H192V185L190 184V186H192L193 189H192L191 187H190V189H189V187H188L189 184H188L187 186H184V185H183L184 188H182V186L179 185V184H178L179 186L176 185L177 188L181 186L180 188H181L183 191H184V189H189L190 193L187 192V190H185V194H186V192H187L188 194H186V195H187V196L190 195V196L188 197L189 199H188L187 197H186V198H187V199H186V198L184 197L185 195H181V197L183 196V197L185 198L186 202H188L187 204L185 203L186 206H187V208H183V206L180 205V204H182V203H180V204H178V205H180V207L177 205L176 210H175V213L177 214V217H178V218H180V216H182V215H184V214H187V213H191V214H189V215H192V214H194V215H196V216L199 215V218H198V219L195 218V217H192V218L197 219V221H199V219H201V217H202V219H201V225H202V224L205 222V221H204L205 217H206L205 220H208V219H207V218H208L207 216L209 215L208 212H209L210 210L213 211L212 208H214V209L216 208V210H217V207L219 208V207H221V206H224L225 208H227V207H226V206H227V201H228V205H230V203H229L230 201H229V200L232 199V197H229L228 195H231L232 192H231V190H230L231 193L228 194L227 191H225V190L222 191L223 189H227V188H226V186H224L225 188H224V187L222 188V187L220 186V184H219L218 186L221 187V188H218V189H219L218 193H217V192H214V191H216V188H215V190H213V191H212V190H211V191H208V190H209V186H208L209 184H208V182H207V177L210 176V174H211V173H210V172H211V169H210L209 172H208V173H210L209 176H206V175L204 174V175L206 176V177H205V178H206V179H205L206 182H205V180H204L205 183H204L203 180H202V179L204 178V175L201 173V171L204 170V168H205V170H206V168H207V167H204V163H205V162H206V163L209 162V161L211 162V161H213V159L217 158V156H213L214 158H213L212 160H211L210 158H209V159L206 158L208 161H207L206 159H201V158L198 159ZM209 157H210V156H209ZM233 157H234V156H233ZM253 157H254V158H253ZM5 158H6V157H5ZM26 158H25V159H26ZM43 158H44V157H43ZM43 158H42V160H43ZM108 158H109V157H108ZM203 158H204V157H203ZM211 158H212V157H211ZM10 159H11V157H10ZM13 159H14V158H13ZM16 159H17V158H16ZM32 159H33V160H32ZM34 159H35L36 162L38 161V157H34V158L32 157V158L29 159V161L32 162V165H33V163H34ZM36 159H37V160H36ZM40 159H41V158H39V161H41ZM46 159H47V157H46ZM46 159H45V160H46ZM114 159H115V157H113L111 160H114ZM162 159H163V158H162ZM175 159H177V158H175ZM182 159H183V157H182ZM191 159H192V157H191ZM196 159H198V161H197ZM225 159H226V158H225ZM225 159H224V160H225ZM242 159H244V157H243ZM247 159H248V158H247ZM247 159H246V160H247ZM11 160H12V159H11ZM115 160H116V159H115ZM166 160H167V159H166ZM183 160H184V159H183ZM202 160H203V161L205 160V162H203ZM226 160H227V159H226ZM236 160H237V157H236ZM259 160H260V161H259ZM4 161H5V160H4ZM6 161H7V159H6ZM14 161H15V166H14V165H12V166L16 167V166H17L16 164H18V163H16V160H14ZM85 161H86V160H85ZM155 161H157V160H155ZM177 161H178V160H177ZM188 161H189V160H188ZM194 161H196V163H195ZM199 161H200V162L202 161L201 163H203V165H201V163H200ZM252 161H253V160H252ZM252 161H251V163H252ZM262 161H264V160H262ZM36 162H35L34 164H36ZM157 162H161V163H162V161L159 160V159H158ZM172 162H173V161H172ZM216 162H219V161H216ZM233 162H235V161L233 160ZM236 162H237V161H236ZM254 162H253V166H254V164H255ZM258 162H256V164H255L254 167H256V165H257ZM5 163H8V162H5ZM10 163H11V161H10ZM27 163H28V162H27ZM41 163H42V162H41ZM161 163H160V164H161ZM229 163H230V162H228V164H229ZM262 163H263V162H262ZM8 164H9V163H8ZM37 164H38V162H37ZM188 164H189V162H188ZM196 164H197V165H196ZM228 164H227V166H229ZM30 165H31V164H30ZM42 165H43V164H42ZM51 165H52V164H51ZM156 165H157V164H155V166H156ZM162 165H163V163H162ZM186 165H187V164H186ZM232 165H233V163H232ZM234 165H235V164H234ZM249 165H250V164H249ZM249 165H248V166H249ZM258 165H259V163H258ZM263 165H264V164H262V166H263ZM23 166H25V165H23ZM198 166H199V167L202 166V167H204V168L200 167V168L202 169V170H201V169H199ZM209 166H210V165H209ZM209 166H208V167H209ZM227 166H226V168H225L226 170H228ZM243 166H244V165H243ZM35 167H36V166H35ZM44 167H46V166H44ZM161 167H162V166H161ZM161 167H158V169H157V170H159L160 172L162 171V169H165V168H162V169L160 170ZM163 167H164V165H163ZM187 167H188V166H187ZM187 167H186V168H187ZM191 167H190V168H191ZM196 167H198V168H197L198 170L195 169ZM235 167L238 168V165L236 164ZM245 167H246V166H245ZM245 167H244V168H245ZM17 168H18V167H17ZM22 168H24V167H22ZM231 168H232V166H231ZM233 168H234V166H233ZM233 168L231 169V170H232V171H231V170H230V166H229V170H228V171H230V172H229L230 174H231V173L233 174V171L237 170V169H235V168H234V169H235V170H234ZM256 168H257V167H256ZM256 168H255V170H256ZM18 169H19V168H18ZM31 169H32V168H31ZM34 169H35V168H34ZM34 169H33V170H34ZM39 169H40V168H39ZM41 169H42V168H41ZM41 169H40V170H41ZM45 169H46V168H45ZM45 169H44V171H45ZM124 169H125V168H124ZM194 169H195V170H194ZM219 169H220V167H219ZM219 169H218V171H219ZM223 169H224V168H223ZM225 169H224V170H225ZM253 169H254V168H253ZM263 169H264V168H262V170H263ZM15 170H16V169H15ZM29 170H30V166H29V168H28V171H29ZM46 170H47V169H46ZM165 170H166V169H165ZM165 170H164V171H165ZM199 170H200V171H199ZM214 170H215V168L213 169V172H215V173L212 172V174H214V175L211 174V175H212V178H213L214 176H216L215 174H216V171H217V170H215V171H214ZM224 170H223V173H222V174H223V176L225 177L224 173H225V172L227 173V171L224 172ZM248 170H249V169H248ZM22 171H23V170H22ZM28 171H26V172H27V173H31V172H32V171H31V172H28ZM36 171L38 172V170H36ZM44 171H43V172H44ZM49 171H50V169H48V172H47V171H46V172L49 174ZM107 171H108V170H107ZM122 171H123V170H122ZM164 171H163V174H162V172H161V174H162L164 177H168L167 179H169L170 174L168 173V174H169V175H168V174L166 173L167 171H166V172H164ZM171 171H172V169H171ZM245 171H246V169H245ZM252 171H253V170H251L250 172H252ZM260 171H261V170H260ZM37 172H36V173H37ZM119 172H120V175H121V174L123 175V173L126 175V171L122 173L121 170H120ZM204 172H205V171H204ZM204 172H203V173H204ZM237 172H238V170L235 172V174H236ZM246 172H247V171H246ZM14 173H15V172H14ZM16 173H17V172H16ZM50 173L52 174V172H50ZM109 173H110V172H109ZM143 173H144V172H143ZM143 173H142V174H143ZM164 173H166V175H164ZM241 173H242V172H241ZM247 173H248V172H247ZM247 173H246V174H247ZM252 173H253V172H252ZM258 173H260V172H258ZM18 174H19V173H18ZM51 174H50V175H51ZM155 174H156V173H155ZM188 174H189L190 176H188ZM199 174H200V175H199ZM230 174L227 173L226 176H227V175L229 176ZM235 174H234V175H235ZM250 174H251V173H250ZM16 175H17V174H16ZM25 175H26V174H25ZM29 175H30V174H29ZM37 175H38V174H37ZM44 175H45V174H43V176H44ZM56 175H57V174H56ZM56 175H55V176H56ZM107 175H108V174H107ZM145 175H146V174H145ZM167 175H168V176H167ZM171 175H172V174H171ZM217 175H218V172H217ZM253 175H254V174H253ZM257 175H258V174H257ZM21 176H22V175H21ZM126 176H127V175H126ZM173 176H174V175H173ZM175 176H176V175H175ZM181 176H183V175L181 174V175L178 176V177H181ZM191 176H192V177H191ZM218 176H219V175H218ZM218 176H217V177H218ZM223 176H221V177L224 179ZM235 176H237V175H235ZM33 177H34V176H33ZM44 177H45V176H44ZM185 177H184V178H185ZM250 177H252V176H250ZM255 177H256V176H255ZM262 177H263V174H262ZM262 177H261V178H262ZM28 178H29V177H28ZM39 178H40L39 181H38L37 178H33V179H36V181H38L39 184H42V186H43V183H40L41 180L43 179V177H42V179H41L40 174H39ZM126 178H127V177H126ZM170 178H172V177L170 176ZM173 178H175V177H173ZM187 178H186V180H187ZM200 178H202V179H201L202 182H201ZM215 178H216V177H215ZM222 178H221V179H222ZM226 178H229V177H226ZM226 178H225V179H226ZM243 178L246 179V176L244 175ZM258 178H259V177H258ZM261 178H260V179H261ZM5 179H6V178H5ZM21 179H22V178H21ZM177 179H178V178H177ZM177 179H175V181H176ZM190 179L187 180V181L192 182V184H194V183H193V180H192V179L190 180ZM216 179H217V178H216ZM223 179H222V180H223ZM229 179H230V178H229ZM249 179H250V178H249ZM252 179H253V178H252ZM263 179H264V178H263ZM136 180H137V179H136ZM180 180H181V179H180ZM184 180H185V179H183L182 181H184ZM246 180H247V179H246ZM246 180H245V181H246ZM0 181H1V180H0ZM20 181H21V180H20ZM33 181H34V182H33ZM50 181H51V180H50ZM138 181H139V178H138ZM143 181H146V180L144 179ZM143 181H142V182H143ZM159 181H160V180H159ZM161 181H162V180H161ZM170 181H171V180H170ZM198 181H200V182H198ZM224 181H225V180H224ZM224 181H223V183H224ZM247 181H248V180H247ZM247 181H246V183H248ZM250 181H251V180H250ZM4 182H6V184H7V182H9V181H8V180H5V181L1 182V185L5 184ZM29 182H30V181H29ZM29 182H28V183H29ZM32 182L35 183V180H32ZM129 182H130V181H129ZM140 182H141V181H140ZM148 182H149V181H148ZM171 182H172V181H171ZM173 182H174V180H173ZM173 182H172V183H173ZM189 182H185V183H189ZM218 182H220V180H219ZM255 182H256V180H255ZM257 182L260 183L259 180H258ZM261 182H263L262 184H264V180H262ZM2 183H3V184H2ZM13 183H14V182H13ZM33 183H32V184H33ZM130 183H131V182H130ZM168 183H169V182H168ZM176 183H177V182H176ZM183 183H184V182H183ZM185 183H184V184H185ZM206 183H207V188H208V189H207L206 186H205ZM221 183H222V182H221ZM223 183H222V184H223ZM6 184H5V185H6ZM8 184H10V182H9ZM32 184H31V185H32ZM132 184H133V183H132ZM137 184H138V182H137ZM139 184H140V183H139ZM139 184H138V185H139ZM143 184H145V183H143ZM199 184H200V185H199ZM214 184H215V183H214ZM255 184H256V183H255ZM260 184H261V183H260ZM262 184H261V185H262ZM18 185H19V184H18ZM34 185L36 186L37 184H34ZM44 185H45V184H44ZM118 185H119V184H118ZM121 185H122V183H121ZM150 185H151V184H150ZM154 185H156V187H157L158 184H154ZM154 185H153V183H152V186H154ZM161 185H162V184H161ZM161 185L158 186V187H160L161 190H162V188H163V190H164V187H165V186L163 187V186H161ZM261 185H258V186L261 187ZM7 186H8V185H7ZM35 186H34V187H35ZM39 186H40V185H39ZM125 186H126V185H125ZM136 186H137V185H136ZM243 186H244V184H243ZM253 186H254V185H253ZM253 186H252V187H253ZM262 186H264V185H262ZM37 187H38V185H37ZM122 187H123V185H122ZM144 187H145V186H144ZM144 187H143V189H144ZM154 187H155V186H154ZM156 187H155V188H156ZM158 187L156 188L157 191H155V189H154V191L157 192L156 194H158V192L160 191V190L158 191ZM170 187H171V186H170ZM174 187H175V186H174ZM174 187H173V188H174ZM185 187H186V188H185ZM187 187H188V188H187ZM195 187H196V188H195ZM1 188L3 189V187H0V259H3V258H4V259L6 260L8 257H6V256H4V255L11 253L12 255L9 254V255H11V256H9V257L14 258V257H19V256H20L19 259H17V258L15 259V258H14V262H15V260H16V261L19 260L18 262H20V263L23 264V262L20 261V259L23 258V257H21V255L17 256V255H18L17 250H20L22 253L25 252L24 250H26V248H25V249H23V248H24V247H28V243L30 242V244H29V248L27 249V251H28V253H29V251H30V253H29L30 256H29V257L32 258V263H33V264H54V263H55V264H80V263H83V264H85V263H87V264H88V263H89V264H90V263H91V264L95 263V264H96V262H98L97 264H117L118 261L120 260L118 254H117L118 257L116 256V249H115V247H114V246H115V243H114V241H113L112 236L110 237V236H109L110 234H108V235L105 234V230H104V229H106V228H104V229L102 228V225H103V227H104L105 224H103V222H102V225H101V221H102L101 219H100L101 221H100V220H96V221H95L93 218H91V217H93V216H91V215H93L91 212L87 211V212H89L88 214H90L91 217L85 212V210L82 212V214H83V215L86 214V215H84L85 217H87V215H88L89 218H91L90 220L92 221V219H93L95 222H97V224H96V225L94 224L93 226H91V225L88 223V224H89V226H88L89 228H88L87 231H86V228H85V227H84V228L81 227V229L79 228V231H80V233L82 234V235H80V236L82 237V239H81L80 241H78L77 244H76V241H77V240H75L74 238H73V239L70 238V240H71V239L74 240L75 243H74L72 240H71V242L67 241V239H68L67 237L72 236V235H69V234H70L69 232H68L69 234L63 232V231H66V229L69 230V229H68V228H69V225L66 224L65 227L67 226V228H66V229L63 228V230H61V231H62V233H61L60 228H61L62 226H61V224H60V227H59V223H60V222H58L57 219H56V221H55V218H56V217H55L54 220H53V213H52V211H53L52 208H53V207L51 206V205H52V204H51L52 202L50 203V200H49V199H48V200H49V203H48V201H45V198H43L44 201L42 200V198H40L41 201H40V200H39V201H38V200L34 201L35 205H37V203H39V206L42 207V208H40V209H41V210H40L41 213L44 211V209H46V212L44 211L43 214H45V213L48 214V212H47V208H48L49 206H48L47 204H51V205H50L51 208H48V209H50V210H49V214L51 213V215L48 214V216H50L52 219L49 220V217H48V220H49L50 222L48 221L49 223H47L46 220H45L46 223L43 222L42 224H44V225H40V223L42 222V219H41V218L46 217L47 214H45L44 216H37V215H36V212L34 211V212H35V215H36V216H35V220H34V217H33V216L31 217V219H32V220H31V219H30V216H31V215H28V213H26V216H25V215H24L25 212H24V214H22V210L19 209V208H17V203H16V202H13V200H11V199H9V198L7 197L6 194H7L8 189H6V187L4 186L5 189H3V190L6 192V194H5L4 191H2ZM7 188H8V187H7ZM35 188H36V187H35ZM138 188H139V186H138ZM138 188H137V190H138ZM180 188H178V189H180ZM194 188H195V189H194ZM212 188H213V187H212ZM233 188H234V187H233ZM244 188H246V187H244ZM256 188H257V187H256ZM261 188H262V187H261ZM36 189H37V188H36ZM38 189H39V188H38ZM38 189H37V190H38ZM134 189H135V188H134ZM139 189H141V190L143 191L142 187H140ZM221 189H222V190H221ZM240 189H241V188H240ZM257 189H258V190H257ZM257 189H256L257 191L261 190L260 188H257ZM37 190H35V191L32 192V193H31V190H30V194H29V195H31V194H33V193H34V194L36 193L35 196H40V197H42V195L39 193L40 190H38L39 195H38V193H37ZM135 190H136V189H135ZM141 190H140V192H141ZM165 190H168L169 192H171L169 189H166V188H165ZM220 190H221V191H220ZM243 190H244V189H243ZM12 191H13V190H12ZM232 191H233V190H232ZM14 192H16V190H14ZM28 192H29V191H28ZM28 192H27V193H28ZM144 192H145V191H144ZM144 192H142V193L145 194V195H147V197H148V195L150 194V191H149V193H147V192L144 193ZM224 192H226V193L224 194ZM241 192H242V191L240 190V193H241ZM20 193H22V192H20ZM24 193H25V192H24ZM53 193H54V192H53ZM133 193H134V192H133ZM135 193H136V192H135ZM135 193H134V194H135ZM161 193H164V192L161 191ZM171 193H172V192H171ZM222 193H223L224 195H223ZM237 193H239V191H238ZM16 194H17V193H16ZM25 194H26V193H25ZM143 194H141V195L143 196ZM154 194H155V193H154ZM167 194H168V193H167ZM183 194H184V193H183ZM227 194H228V195H227ZM246 194H247L246 196L249 197L250 193L247 192ZM258 194H260L261 196H263V195H264V190H261V193H260V191H259V192L257 193V195H258ZM262 194H263V195H262ZM136 195H138V196L140 195V194H139V191H138V193H136L134 196H136ZM151 195H152V194H150V196H151ZM225 195H226V196H225ZM232 195H233V194H232ZM236 195H237V197H236ZM236 195H235V197H236V198H235V199H236L235 201H238L237 199H238V196H239V195H238V194H236ZM252 195H253V194H251V196H252ZM260 195H259V197H260ZM24 196H25V195H24ZM35 196H34V197H35ZM110 196H111V195H110ZM150 196H149V198H151V200H153L152 198L155 197V196H151V197H150ZM162 196H163V195H162ZM162 196H161V194H159V197H160V198L155 197V198H156V199L154 198V200H155L154 203H155V204H154V203H153V204L156 205V206H159V205L156 204V203H157V199H158L159 202L161 203V202H162L161 198H163ZM227 196L229 197L228 200L225 199ZM242 196H244V194H243ZM242 196H241V197H242ZM32 197H33V196H32ZM34 197H33V198H34ZM128 197H130V196H128ZM128 197H127V198L125 197V199H127L128 201H130V199H132V198L128 199ZM139 197H140V196H139ZM144 197H145V196H144ZM144 197H142V198H144ZM164 197H165V195H164ZM166 197H168V196H166ZM183 197H182V198H183ZM252 197H253V196H252ZM252 197H251V198H252ZM254 197H257V196H254ZM15 198H16V197H15ZM26 198H27V197H26ZM56 198H57V197H56ZM58 198H59V196H58ZM145 198H146V197H145ZM173 198H174V197H173ZM244 198H246L245 200H248L247 197H244ZM244 198H243V200H244ZM22 199H23V198H22ZM35 199H36V197H35ZM133 199H134V198H133ZM133 199H132V201H133ZM147 199H148V198H147ZM163 199H166V198H163ZM168 199H169V198H168ZM170 199H171V198H170ZM174 199H175V198H174ZM54 200L56 201L55 198H54ZM134 200H136V199H134ZM149 200H150V199H149ZM160 200H161V201H160ZM240 200H242V199H240ZM243 200H242V201H243ZM250 200H251V199H250ZM17 201H18V200H17ZM37 201H38V202H37ZM124 201H126V200H124ZM128 201H127V202H128ZM132 201H131V202H132ZM165 201H166V200H165ZM232 201H233V200H232ZM242 201H241V202H242ZM254 201H255V200H254ZM31 202H32V201H31ZM43 202H46V206H47L46 208H44L45 205H44ZM142 202H143V201H142ZM159 202H158V203H159ZM170 202H172V201H170ZM174 202H175V201H174ZM174 202H173V203H174ZM178 202H179V200H178ZM233 202H234V201H233ZM239 202H240V201H239ZM247 202H248V201H247ZM256 202L259 203L260 201L258 200V201H256ZM29 203H30V202H29ZM144 203H148V202L146 201V202H144ZM160 203H159V204H160ZM165 203H166V202H165ZM235 203H236V202H234V204H235ZM121 204L123 205V203H121ZM121 204H120V205H121ZM161 204L163 205V204H164V201H163V203H161ZM168 204H169V203H168ZM168 204H167V206H165V204H164L163 206H164V207H168V210L172 213V215H173V217H174V219H173V218H172V215L169 214L170 212L167 211V212H169V213H168L169 216H171V218H170V217H169V218H170L171 220H172V219L175 220V218H176V214H175L174 211H173L174 209H173V210L171 209V208H173V207L171 206V204H170L171 208H169ZM174 204H175V203H174ZM174 204H173V205H174ZM236 204H237V203H236ZM236 204H235V205H236ZM55 205H56V204H54V206H55ZM61 205H62V204H61ZM95 205H97V204H95ZM102 205H103V204H102ZM128 205H129V204H128ZM148 205H150V203H149ZM154 205H153V208H155ZM225 205H226V206H225ZM232 205H233V204H232ZM235 205H234V206H235ZM30 206L32 207V205H30ZM58 206H59V205H56V207L53 208V209H54V210H55V209L58 210V208H60V207H58ZM79 206H83V205H80V204H79ZM145 206H146V204H145ZM175 206H176V204H175ZM237 206H238V204H237ZM237 206H236V207H237ZM27 207H28V209H29V211H27V212L30 213V211H31L32 209L30 210L31 207H29V205H28ZM57 207H58V208H57ZM77 207H78V205H77ZM100 207H101V206H100ZM103 207H104V206H103ZM106 207H107V206H106ZM108 207H109V206H108ZM116 207H117V206H116ZM118 207H121V206H119V204H118ZM133 207H134V206H133ZM146 207H147V206H146ZM181 207H182V208H181ZM230 207H231V205H230ZM230 207H229V208H230ZM232 207H233V206H232ZM262 207H263V206H262ZM32 208H34V209L36 210L35 206H33ZM95 208H97V207L95 206ZM101 208H102V207H101ZM104 208H105V207H104ZM111 208H112V207L109 208L110 211H111ZM127 208H128V207H127ZM127 208H126V209H127ZM130 208H131V207H130ZM138 208H139V207H138ZM151 208H152V207H150V209H151ZM153 208H152V209H153ZM246 208H247V207L244 206V207H243V211H244V209H246ZM263 208H264V207H263ZM23 209H24V208H23ZM42 209H43V211H42ZM97 209H99V208H97ZM109 209H108V210H109ZM126 209H125V210H126ZM139 209H140V208H139ZM146 209H148V208H146ZM57 210H56V211H57ZM61 210H64V208H61L60 211H61ZM117 210H118V209H117ZM125 210H124V211H125ZM157 210H158V209H157ZM171 210H172L173 212H172ZM223 210H224V209H223ZM227 210H229V209L227 208ZM227 210H224V212L227 213V212H226ZM238 210H239V209H238ZM238 210H237L236 212H238ZM247 210H248V209H247ZM32 211H33V210H32ZM58 211H59V210H58ZM58 211H57V212H58ZM65 211H66V209H65ZM93 211H94V210H93ZM98 211H100V210H98ZM132 211H133V210H132ZM147 211H148V210H147ZM150 211H151V210H150ZM150 211H148V212H150ZM152 211H154V209H153ZM219 211H220L219 214H221L222 209L220 208ZM231 211H232V209H231ZM239 211H240V210H239ZM243 211H242V212H243ZM245 211H246V210H245ZM245 211H244V212H245ZM251 211H252V210H251ZM251 211H250V212H251ZM255 211H256V210H255ZM255 211H254V212H255ZM263 211H264V209H263ZM263 211H262V212H263ZM61 212H62V211H61ZM73 212H74V211H73ZM118 212H120V211H118ZM135 212H136V211H135ZM257 212H258V211H257ZM260 212H261V211L259 210V213H260ZM102 213H103V211L101 212V215H102ZM107 213H108V212H106V214H107ZM155 213H156V212H155ZM217 213H218V212H217ZM225 213H224V214H225ZM248 213H249V211H248ZM251 213H253V212H251ZM43 214H42V215H43ZM64 214H65V212H64ZM64 214H63V215H64ZM120 214H121V213H120ZM152 214H153V212H152ZM157 214H160V215H161V213H159V212H157ZM164 214H166V213H164ZM174 214H175V215H174ZM207 214H208V215H207ZM224 214H223V215H224ZM232 214H233V212H232ZM238 214L240 215V212H239ZM241 214H243V213H241ZM253 214H255V213H253ZM262 214H263V213H262ZM33 215H34V214H33ZM68 215H69V214H68ZM68 215H67L66 217H62V219L67 218V217H69V219H70L71 217L68 216ZM94 215H95V213H94ZM97 215H98V214H97ZM121 215H122V214H121ZM132 215H133V214H132ZM140 215H141V214H140ZM140 215H139V216H140ZM154 215H156V214H153V216H154ZM189 215H187V216L190 218L191 216H189ZM206 215H207V216H206ZM257 215L259 216L260 214H257ZM27 216H29V217H28L29 219L27 218ZM54 216H56V215H54ZM72 216H73V214H72ZM133 216H134V215H133ZM157 216H159V215H157ZM166 216H167V215H166ZM203 216H204V219H203ZM211 216H212V215H211ZM231 216H232V215H231ZM248 216H249V215H248ZM59 217H60V216H59ZM95 217H97V219L99 218V216H95ZM95 217H94V218H95ZM103 217H104V216H103ZM137 217H138V216H137ZM232 217L234 218V215H233ZM255 217H256V216H255ZM262 217H263V216H262ZM36 218H37L38 221H40V222L36 221ZM83 218H84V217H83ZM105 218H106V217H105ZM121 218H122V216H121ZM123 218H126V215H125V217H124V215H123ZM127 218H130V220H131V217H127ZM138 218H139V217H138ZM158 218H159V217H158ZM178 218H177L176 220H177L179 223L181 222V220H182V221L184 220V219H183L184 217H183V218L181 217V220H180V221H179ZM186 218H187V217H186ZM189 218H188V219H189ZM192 218H190V219H192ZM40 219H41V220H40ZM86 219L89 220L88 218H85V219H84L85 222H86ZM95 219H96V218H95ZM140 219H141V218H140ZM167 219H168V218H167ZM229 219H230V218H229ZM234 219H235V218H234ZM239 219H240V218H239ZM239 219H238V220H239ZM255 219H256V218H255ZM262 219H263V218H262ZM30 220H31L32 222H30ZM67 220H68V219H67ZM82 220H83V219H81V221H82ZM84 220H83V224H84ZM130 220H128V222H126L127 219H126V220L124 219L123 222L125 221V222L127 223V225H128ZM142 220H143V219H142ZM142 220H140V221H142ZM162 220H163V219H162ZM176 220H175V221H176ZM235 220H236V219H235ZM256 220H257V219H256ZM259 220H260V219H259ZM33 221H34V222H33ZM54 221H55L56 223H55ZM60 221H61V220H60ZM65 221H66V219H65ZM65 221H64V223H65ZM81 221H80V224H81ZM99 221H100V223H99ZM105 221H107V220H105ZM121 221H122V220H121ZM134 221H135V224H137L136 221H138V220H135V219H134ZM140 221H139V222H140ZM146 221H147V220H146ZM231 221H233V220H231ZM242 221H243V218H242ZM260 221H261V220H260ZM263 221H264V219H263ZM263 221H262V223H263ZM10 222H11L12 224L15 225V228H11V227H9V226L7 225V223H10ZM35 222H36V223L38 222L39 224H34ZM57 222H58V223H57ZM66 222L69 223V221H66ZM70 222H71V221H70ZM72 222H73V221H72ZM72 222L70 223V226H72V225H71ZM77 222H78V221H77ZM116 222H117V221H116ZM131 222H132V220H131ZM131 222H130V223H131ZM178 222H175V223H178ZM193 222H194V221H192L191 223L193 224ZM228 222H229V220H228ZM237 222H238V221H237ZM86 223H87V222H86ZM90 223H91V222H90ZM98 223H99L100 225H99ZM107 223H109V222H107ZM126 223H124V224L126 225ZM132 223H133V222H132ZM182 223H183V222H181V224H178V225H180V226H181V225H184V223H183V224H182ZM195 223H196V222H195ZM195 223H194V226L197 224V223H196V224H195ZM198 223H199V222H198ZM205 223L207 224L208 222L206 221ZM205 223H204V224H205ZM242 223H243V222H242ZM247 223H248V222H247ZM12 224H11V225H12ZM92 224H93V223H92ZM138 224H140V223H138ZM204 224H203V225H204ZM209 224H210V223H209ZM238 224L241 226L240 223H238ZM244 224H246V222H245ZM249 224H250V223H249ZM11 225H10V226H11ZM37 225H38V226H37ZM57 225H58L59 228L57 227ZM86 225H87V224H86ZM107 225H108V224H107ZM114 225H115V224H114ZM118 225H120V223H119ZM118 225H117V226H118ZM131 225H133V224H131ZM185 225H189V223L187 222V223H185ZM236 225H237V224H236ZM239 225H238V227H239ZM242 225H243V224H242ZM247 225H248V224H247ZM247 225H246V227H247ZM80 226H81V225H80ZM129 226H130V224H129L128 227H127L128 230H129ZM175 226H177V225H175ZM210 226H211V225H210ZM210 226H209V225H205V227H210ZM219 226H220V225H219ZM12 227H14V226L12 225ZM91 227H92V228H91ZM134 227H135V226H133V228H134ZM195 227H196V228H195V231L198 230L199 228L202 229V233H200L201 235H199V232L196 231V234H195V235H196L197 237H198V235H199V237L196 238L197 240L200 238V236H202V234H204V235H206V236L208 235L209 232L206 231V232H205L206 234L203 233V228H202L199 224H197ZM197 227H199V228L197 229ZM205 227H204V228H205ZM211 227H212V226H211ZM211 227H210L209 229H208V228H206V229L209 230V231L212 230V231H210V232H213V230L217 229L216 231H218V232L220 233V231H219L218 228H222V227H217V228L213 229V228H211ZM214 227H215V226H214ZM235 227H236V226H235ZM74 228H75V227H74ZM76 228H77V227H76ZM109 228H110V226H109ZM122 228H124V231H125V227H122ZM131 228H132V227H131ZM167 228H168V227H167ZM181 228H183V229H182L183 231H186V230L189 231V230H191V229H190L191 227L189 228V227H187V226H186V228H188V229H186V230H184L185 227H183V226H182ZM236 228H237V227H236ZM236 228L234 229L235 231H236ZM247 228H249V230L252 229V228H250V227H247ZM247 228H245V229L243 228L244 230H242V228H241L242 231H240V229H239V231L243 233V231H245V230L247 231V230H248ZM83 229H85V230H83ZM120 229H121V228H120ZM137 229H138V227H136V230H137ZM223 229H224V228H223ZM232 229H233V228H232ZM261 229H262V228H261ZM263 229H264V228H263ZM70 230H71V229H70ZM134 230H135V229H134ZM136 230H135V232H136ZM174 230H175V228H174ZM253 230L255 231L256 229H253ZM82 231H84V232H82ZM129 231H131V233H135L132 229H130ZM129 231H127V233H128ZM137 231H138V230H137ZM168 231H169V229H168ZM179 231H180V230H179ZM191 231L193 232V230H191ZM191 231H190V232H191ZM195 231H194V233H195ZM198 231H201V230L199 229ZM216 231H215V232H216ZM239 231H237L236 234H235V232L232 234V231H231V232L229 231V233H231V236H232V235H235V237H236V235H237V233H238ZM246 231H245V232H246ZM254 231H252V230H251V232L248 231V232H250L249 234H248L247 232H246V233L244 232L245 234H242V233H241L242 235H240V236H241L242 239H243L244 237L250 238ZM256 231H258V230H256ZM256 231H255V233L252 235V237H254V236H256V235H259V234H257ZM259 231H260V230H259ZM263 231H264V230H263ZM71 232H72L71 234H73L72 237L77 236V234H75V233L77 232L75 229H73ZM74 232H75V233H74ZM109 232H110V229H109ZM120 232H121V231H120ZM125 232H126V231H125ZM171 232H172V231H171ZM207 232H208V233H207ZM215 232H214V233H215ZM218 232H217V233H218ZM224 232H225V231H224ZM224 232H222V233L225 234L226 232H225V233H224ZM240 232H239V233H240ZM138 233H139V232H138ZM168 233H169V232H168ZM168 233H167V234H168ZM187 233H189V232H187ZM194 233H193V234H194ZM214 233H213V234L210 233V234H212L211 237L208 235L209 237H207V238H206V237H203V236H204V235H203V236L199 239V241H201L202 238H206V239H209V238H210L211 242H210L209 240L206 241V240L204 239L206 242H208V243L210 242V243H211V245H209L210 247L208 246V249H210V250L213 249V250H215V252H218V254H219V255H218L217 253H214V254L218 255V257H216V256L211 252V253H212V256H214L215 258H217L216 260H220V261L222 260V261H221L222 263H223V262H226V263H223V264H228V263H230V262H228V261L234 259V258H233V257H234L233 255H235L234 253H237L238 250H240V248H243V245H242L243 243L241 244V247H240L239 241H237V242H238V246L236 247L237 250H236V248L233 246V245H237V243H236V244L233 243V242H236L235 239L239 238V240H241V239H240V236H238L239 234L237 235V238H235V237L233 236V239L231 238V240H233V241L230 242V240H228V241L230 242V243H228V241H227V242H224V240L222 241L223 237H224L225 240L230 239L229 236H227V233L225 234L226 236H225V235L222 236L221 233H220L221 236L219 235V233H218V235H216V234H214ZM65 234H66V235H69V236H66ZM74 234H75V235H74ZM116 234H117V232H116ZM124 234H125V233H124ZM190 234H191L193 237L195 236V235H193L192 233H190ZM246 234H247V236H245ZM255 234H256V235H255ZM29 235L31 236V238L27 239ZM117 235H118V237H119V234H117ZM127 235H128V234H127ZM135 235H136V234H134V236H135ZM138 235H139V234H138ZM145 235H147V234H145ZM151 235H152V234H151ZM169 235H170V234H169ZM188 235H189V234H188ZM243 235H244V236H243ZM65 236H66V237H65ZM80 236H79V237H80ZM107 236H108V237H107ZM161 236H162V235H161ZM178 236H179V235H178ZM192 236H191V237H192ZM196 236H195V237H196ZM242 236H243V237H242ZM248 236H249V237H248ZM259 236H260V235H259ZM259 236H258V237H259ZM79 237H76V238H79ZM81 237H80V238H81ZM121 237H122V236H121ZM121 237H120V238H121ZM127 237L130 238L129 235H128ZM156 237H157V236H156ZM156 237H154V234H153V236L151 237L150 240H152V238L154 239V238H156ZM165 237H166V239H168V238H167L168 236H165ZM174 237H175V236H174ZM195 237H194V238H195ZM212 237H215V238H213V239H217L218 237H219V239H220L221 237H222V238H221L220 240L217 239V240H213V241H212V239H211ZM25 238H26L29 242H27V240L25 241V240H24ZM122 238H123V237H122ZM141 238H142V237H141ZM187 238H188V237H187ZM106 239H107V241H105ZM117 239H118V238H117ZM130 239H131V238H130ZM138 239L140 240V242H141L140 244H141V245L144 244V242H145V244H146V241H147V242H150V241H148L149 239L145 241V240L142 238V239L144 240V242H142V241H143L142 239H140V238H138ZM145 239H146V238H145ZM157 239H158V237H157ZM160 239H161V238H160ZM122 240H123V239H122ZM154 240H155V239H154ZM184 240H185V239H184ZM204 240H203V242L206 243ZM249 240H250V239H249ZM256 240H257V239H255L254 241H256ZM23 241H24V243L27 242V245H26V246H24ZM119 241H120V239H119ZM124 241H125V240H124ZM124 241H123V242H124ZM132 241H133V240H132ZM152 241H153V240H152ZM171 241H172V240H171ZM173 241H174V240H173ZM243 241H244V240H243ZM246 241L248 242L247 239H246ZM250 241H253V240H250ZM250 241H249V242H250ZM258 241H259V240H258ZM72 242H73V243H72ZM203 242L201 241L200 243H203ZM260 242H261V244H262V242H264V241L261 240ZM125 243H126V241H125ZM155 243L157 244L158 241L156 242V240H155V242H153V243H152V242L147 243V246L151 244V246H148V247H150V248H147L148 250H145V249H146V248H145L146 245L144 244V246H145V247H144V248H145L144 251H145V253H146V252H149L150 254H151L150 251H152V252L154 253V254H152V255H155V253H156L157 255L155 256V258H157V259L159 260V261H158L159 264H179V262H180L179 260H180V259L178 260V257L180 258L181 255H185L186 257H188V259L191 260L192 264H207V263H208V260L206 259V257H204V258H205V259H204V258L201 256V254L203 255V253L206 252L208 258H209V256H211V255H210V252H209V251L207 252V246H206V247H202V246H201L202 248L197 247V246H196V247H193V246L190 247V246H184V245L182 246L180 243H177V244H178V245H177V244H175V242H174V244L177 245L176 250H177V253H178L180 256L177 255V253L175 254V251H174V254L177 255V256H173L174 254H173V255H170L167 251H164V250H162V249H159V247L161 248V246L159 245V243H158L159 246L155 245ZM161 243H163L162 240H161ZM208 243H206V244H208ZM245 243H246V242H245ZM253 243H254V242H253ZM120 244H121V241H120ZM152 244H154V245H152ZM247 244H248V243H247ZM251 244H252V243H251ZM251 244H249V245H251ZM255 244H256V242H255ZM257 244H258V242H257ZM64 245H66V246H64ZM67 245H70V248H68L69 246H67ZM104 245H108V246H109L108 248H109L110 250H107V247L105 248ZM132 245H134V244H131L130 246H132ZM244 245H245V244H244ZM126 246H128V245L125 244V247H126ZM162 246L164 247V244H162ZM203 246H204V245H203ZM251 246H252V245H251ZM251 246H250V247H251ZM261 246H262V245H260V247H261ZM65 247H66V248H65ZM113 247H114V248H113ZM132 247H133V248L135 247L134 250H133V252L137 253V251H139L138 249H136V246H135V245L132 246ZM174 247H175V246H174ZM239 247H240V248H239ZM64 248H65V249L68 248L67 250H69V249L72 248V250H74L73 252H72L71 250L69 251V254H71L70 252H72L71 256L68 254L69 257L74 258L73 260L71 259V262H69L70 260L67 261V259H69V257L66 255L65 252H67V250L64 251ZM122 248H123V247H122ZM133 248H132V249H133ZM211 248H212V249H211ZM238 248H239V249H238ZM248 248H249V246H247V248L244 249L245 252H247L246 250H248ZM253 248H254V245H253ZM257 248H258V245H257ZM21 249H22V250H21ZM29 249H30V250H29ZM150 249H151V250H150ZM163 249H165V247H164ZM255 249H256V248H255ZM255 249H252V251H253V250L255 251ZM259 249H260V248H259ZM129 250H130V249H129ZM129 250H128V251H129ZM135 250H136V251H135ZM149 250H150V251H149ZM213 250H212V251H213ZM249 250H250V249H249ZM249 250H248V251H249ZM257 250H258V249H257ZM27 251H26V253H27ZM242 251H243V250H242ZM14 252H15L16 255H14ZM48 252H49V254L51 253L50 255H52L53 258H54V260H53L54 262H52V263L50 262L51 260H50V261L48 260L50 263L46 262V261H47V260H46L47 257H48V259H49L50 257H51V259H52V256H47V255H48ZM125 252H126V250H125ZM139 252H140V251H139ZM256 252H257V251H256ZM256 252H255V253H256ZM241 253H242V252H241ZM241 253H239V255H238V253H237V255L240 256ZM23 254L25 255V253H23ZM29 254H27V255H29ZM121 254H122V253H121ZM123 254H125V253L123 252ZM204 254H205V253H204ZM13 255H14V256H13ZM127 255H128V253L124 255L125 257L122 255V256L124 257V258H123V257H122V258H123V259L126 258L127 260H130L129 262H131V261H132V258H131V257L129 258V255H128V258H129V259H128V258H127ZM136 255H137V254H136ZM141 255H142V254H141ZM237 255H235V257H236ZM244 255H245V254H244ZM3 256H4V257H3ZM143 256H144V255H143ZM157 256H158V257H157ZM203 256H204V255H203ZM246 256H248V255H245V258H246ZM261 256H262V255H261ZM24 257H25V256H24ZM133 257H134V256H133ZM242 257H243V256H242ZM116 258H117V259L119 258V260H117ZM139 258H140V257H139ZM144 258H145L146 260L150 259V257H148V258H147V257H143V258H141L140 263H137V262H136V263H137V264H142V263H143V264H148V263L145 261ZM182 258H183V257H182ZM219 258H220V259H219ZM240 258H241V257H240ZM243 258H244V257H243ZM27 259H28V257H27ZM27 259H26V260H27ZM78 259H79V260H78ZM157 259H156V260H157ZM212 259L214 260V258H212ZM256 259H259L258 262L256 261ZM260 259H261V257L259 256V258H255L254 261H256V262L259 264V263H260V262H259ZM9 260H11V259H9ZM29 260H30V259H29ZM45 260H46V261H45ZM116 260H117V261H116ZM150 260H151V259H150ZM156 260H155V261H156ZM189 260H188V261H189ZM209 260L211 261V259H209ZM261 260H262V259H261ZM12 261H13V260H12ZM12 261L9 262V263H12ZM30 261H31V260H30ZM135 261H138V260L135 259ZM178 261H179V262H178ZM214 261H215V260H214ZM233 261H234V263H235L237 260H236V261L233 260ZM251 261H252V259H251ZM0 262H1V261H0ZM6 262H8V261H6ZM14 262H13L12 264H15ZM67 262H69V263H67ZM119 262H120V261H119ZM121 262H122V261H121ZM127 262H128V261H127ZM127 262H126V263H127ZM152 262H154V261L152 260L151 263H152ZM158 262H157V263H158ZM177 262H178V263H177ZM183 262H184V260H183ZM205 262H207V263H205ZM211 262H212V261H211ZM217 262H218V261H217ZM262 262H263V261H262ZM9 263H8V264H9ZM32 263H29V264H32ZM184 263L187 264V262H184ZM248 263H249V262H248ZM263 263H264V262H263ZM0 264H1V263H0ZM27 264H28V261H27ZM118 264H119V263H118ZM127 264H128V263H127ZM131 264H135V262L132 261ZM149 264H150V263H149ZM154 264H156V263H154ZM213 264H216V263L213 262ZM217 264H220V263H217ZM232 264H233V262H232ZM252 264H253V263H252ZM255 264H256V263H255Z\"/></svg>","mask_w":264,"mask_h":264}]
</instances>
